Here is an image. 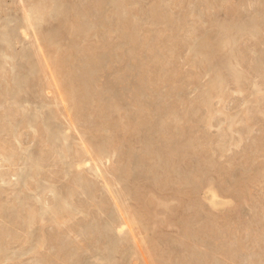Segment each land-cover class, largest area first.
<instances>
[{"label": "rangeland", "instance_id": "1", "mask_svg": "<svg viewBox=\"0 0 264 264\" xmlns=\"http://www.w3.org/2000/svg\"><path fill=\"white\" fill-rule=\"evenodd\" d=\"M117 1L118 2L115 1L116 2L115 3L116 6H115V4L113 5L114 3L113 0L111 1L110 0H87V2H92L90 3V8H89L87 7L89 3H87L86 0H0V33L3 32L2 35L0 34L1 36L0 45L2 44V46L0 47V51H1L0 53L3 54V56H0V64L3 63L1 65L4 69V73L2 74V76H0V89H1L0 90V97H1L0 98V116H1L0 117L1 119L0 120V145H1L0 152H3V153H0V222H1V225L3 226L2 228L0 225V229H2V231L0 230V264H57V263L58 264H67V263L68 264H73V263L74 264H142V263L143 264H161V263L164 264L165 262L167 264H182L183 263L182 258L183 260H185L184 263L189 262L190 264L193 261H195L194 262L195 264L196 262L197 264H200L199 262L202 263L203 261H204L203 264H206V263L207 264H210V263L212 264H252V263L264 264V250L262 248L264 247V242H263L264 241V73H263L264 72V47H263L264 46V0H224V1L223 0H179V1L175 0L176 2L174 0H168L170 3L167 0H123V1L117 0ZM37 2H45L46 4L49 3L50 5H53L51 6V10L52 8L53 10L48 11L47 12L48 16H46L47 19L49 17L50 18L47 20L48 22L45 21L46 20L45 19L44 20L45 23L43 21V23L41 24H36V25H33L31 28L30 27L27 28L24 25L23 17L25 15H31L32 13L31 8L33 7L34 3H37ZM120 2L121 3L124 2V3H122L123 5L121 4L122 7L119 6V8H117L118 12L121 10L120 13H116V7H118L117 4L120 5ZM212 2L215 5L212 4ZM82 3H83V8L81 7ZM93 3H95L94 5H96L97 7L94 6ZM108 3L111 6H108ZM164 3L165 5H163ZM158 4H160V6ZM84 5L86 6V8L84 7ZM99 6H101L104 11ZM131 6H133L132 7L133 11L132 10L130 11ZM93 7H95L96 9L101 8V10H99L100 12L98 10H97L98 12L97 11L93 12L96 10V9L92 10ZM165 7L166 8L168 7V8L166 9ZM65 8L71 9V10H68V9L67 10L71 11V13L74 12L73 13L74 17L76 14L75 20H77L78 25H79V22L81 23V25L78 26V30H77L78 33H81L82 35H84V33L89 28L87 27L88 25L86 26L87 23H90L89 26L91 27V29L89 28L88 29L89 31L85 33L87 36L85 35L82 36L81 34H79L81 37L79 40L78 39L74 40L75 41L74 47H72L73 46L72 43L69 44L70 41L73 42L74 37L73 35L68 37V35L73 33L74 30L76 29L75 28L70 29L71 27L69 26V29L71 30L70 31L68 27H66L67 25L66 26L64 25V24H68V22L65 23L66 21H68V19L64 20L62 17V13L63 11H65ZM77 8L79 9L82 8L81 9L82 11L80 10V12H83V13L85 9L86 10L87 8L89 10L91 9L90 12L86 11L88 13L87 15L90 17L87 16L88 18H86V15H85V18H84V14L82 13L83 14L82 15L80 13L83 16L81 18L80 14L77 13L79 11ZM229 10L231 12H229ZM91 12L94 14H92ZM98 13H101V15H98ZM104 14L106 15L108 19L105 17ZM165 14L168 16H166ZM77 15H79L80 18H78ZM259 16L260 17L262 16V17L260 18ZM102 17L103 19H101ZM120 17H122V19ZM83 18L86 19V21H82ZM130 18H132V20ZM104 19L108 21L105 22ZM123 19L125 20V22H123L124 24L130 20L132 21V22L130 21L129 25L127 23L128 30L126 32L129 35L125 36L126 39L125 37H120L118 33L122 31V30L120 31V27L122 26L123 23L121 24L120 27H117L114 22L118 20L121 23V21H124ZM160 19L162 20V23H160ZM164 20L166 21L164 22ZM59 21L61 22L59 23ZM98 21H100L101 23ZM146 21L147 22L149 21L148 24L146 23ZM104 22H105V25L103 24ZM112 22L114 24H112ZM108 23L116 26V31L114 33L113 32L109 33L107 32V30H105L104 26H108V25L110 26V24ZM60 24L61 25L63 24V25L61 26ZM254 24H256V28L253 26ZM145 26H148L149 28L147 27V29H145L146 28ZM216 26L217 28L219 27L220 29L219 28L216 29ZM52 27L53 29L55 27L57 30L54 29L53 31H51L50 29H52ZM60 27H62V30H60L61 29ZM1 28L3 29V31H1L2 30ZM82 28H84V30H82ZM102 28L104 29V31ZM8 29L12 31L14 34L12 35V33L8 31ZM64 30H66V32H64ZM67 30H69L70 33ZM220 30H222L221 33H220ZM5 31H7V33L9 32L10 33L7 34ZM42 31H44L45 33L49 32L48 35H50V37L51 35L53 37L54 35L58 34L61 31H63V33L66 34L65 36L59 37L60 35H62L61 34L62 32H61L59 33V36H54L52 38L54 39L55 37L57 38L59 37L60 40L57 39V42L58 44L60 43L61 45L60 49H57V48L55 49L54 46L52 47L54 49V51L53 49L51 51V53H53L51 54L52 59L55 58L54 56L58 58L59 56L62 55L60 53H63L65 56V58L64 56L63 58L67 60L68 64L72 62V64L70 63L69 65H71L73 68L69 66V69L71 71L72 76L74 77L73 78L71 76V80L73 78V81H75L73 83L75 85L74 89L76 88L77 90V91L74 90L76 93H80L79 91H81V88H82V90L85 89L86 91H90L92 94H94L93 99L95 102L107 103L113 99L115 101H119V104L121 103V109L124 108V110L122 109L124 112L121 110V113H119V115L121 114L122 117L123 115L125 117V115L129 113V116L130 114H132L130 116L131 121H132V118H134L133 122L135 123L138 120L136 124L132 122L135 128H133L131 135L130 134L124 135L121 133V131H118L117 129V131L119 132L118 133L116 132L115 127L111 128V126H114L113 120L115 119V117L117 118V115H118V113L114 114L113 111L112 113L107 112L108 117L112 118V122L105 121L104 123L102 122L101 124H99L97 121L94 122L93 120L91 121V123L94 122L95 124L93 123L91 125L90 123H87L85 121L89 117L91 119L93 115L88 116L86 115L87 114L86 112H85L86 116L84 115V117L86 118H82L81 121L74 120V113H73V110H71L72 109L71 102H67L69 100L65 98L66 95L64 96L65 92H63V88L61 89V86H62L61 83L63 79L60 78L58 74H55V76H53L54 78L51 75V67H52L51 62H50L51 58L49 56L48 57L46 56L48 59L50 58V61H49L47 58L41 57V61H43V64H46V65L45 66L43 65L44 70L40 71L38 68L39 64H37L38 62L36 59L37 57H34V52H37L36 48L40 50V54H45L43 53L45 52V49H43L44 51L40 49V47L44 48L43 46H41L42 43H40L39 39L36 40L39 34L42 33ZM215 31L216 32L218 31V33H216ZM222 33H224V35H222ZM4 34L6 35L11 34V36L10 38H8V36L6 37ZM147 34L149 36H147ZM218 34L220 35L218 36ZM79 35L77 36L78 38H79ZM120 35L122 36V34ZM136 35L138 37H136ZM154 35L155 36L157 35V37H155ZM143 36L148 37L147 38L148 41H146L147 39H145ZM219 37H222V39L224 38L226 41L224 39L222 40ZM218 38L221 39L222 41L221 40L219 41ZM144 41L148 43L146 44ZM4 42H6V44ZM32 42L35 43L33 47H36V46L37 47L36 48H33V47L26 48L28 47V45L29 47L32 46ZM134 42H137V44ZM154 42L156 43L155 45H154ZM38 43L41 45H39ZM143 43H145L146 45ZM77 44L79 47L75 46ZM127 44H128V47L130 46L129 48L125 46ZM168 44L170 47H168ZM216 45H218V47ZM3 46L4 48H2ZM63 46H64V49H63ZM150 46H151L152 51L151 49L150 50L147 49V48H150ZM212 47L214 48L213 51L211 49ZM25 48L26 50L30 49L29 51H32V52H29L30 53V54L28 53L29 55L25 54L28 52V51L25 52ZM153 48L155 49L154 51H153ZM206 49H210V52L209 50L207 51ZM218 49L220 52L223 50V52L219 53ZM130 51L131 52L133 51V52L132 54L129 55V53H131ZM148 51L150 53L153 52V54H150ZM211 51L213 55L209 56ZM214 51H217V52L215 53ZM22 52L24 54H21ZM250 52L252 53V55ZM204 53H207L208 55L207 54H206L207 56L203 55ZM258 54H260L261 56L260 55L258 56ZM30 55L31 56L33 55L34 58L31 57ZM78 55H80V57ZM150 55L151 57L149 58ZM15 56L17 57L20 56L18 57L19 60ZM27 56L31 57L30 58L31 60H29V57H28L29 62L26 61ZM21 57L23 58V61ZM227 57H228V60L226 59ZM1 58H3V61L1 60ZM32 58L33 60L35 59L34 64H33ZM113 58L116 59V63ZM229 58L231 59V61ZM112 59H113V62L111 61ZM224 60H227V61H224ZM219 61L220 62L224 61V62L223 64L220 65ZM84 62H86V64ZM215 62L218 63L219 65L218 64L216 65ZM228 62H230L231 64ZM4 63L5 64L7 63V64L5 65ZM12 63H13V66L18 64L17 65L18 69L16 68V66L13 67ZM153 63H156V65ZM21 64L24 66L23 67L24 69H22V71H21V66H22ZM210 64L212 65L214 64V65L212 66ZM89 65H91L93 69H90L91 67ZM101 65H102L101 67L102 69L100 68ZM81 67L82 68L86 67L84 68L86 70L81 71L82 69ZM215 67H222V69L220 70V68H215ZM251 67L254 69H252ZM31 68H32V72H31ZM74 68H75V72L73 70ZM5 69L7 70L5 71ZM25 69L27 71H25ZM87 69H89V71ZM105 69L108 70L109 72H107ZM215 69L220 70V72L219 70H216L218 71L217 73L219 74V76L218 74L215 75V72H216ZM213 71L214 73H212ZM19 72L20 74H18ZM43 72L49 75L48 76L49 78L46 77L45 79L51 80L52 82L51 89L53 90V93L51 89H48V85H45L47 81L43 79L44 78ZM98 72L99 73L103 72L101 73L102 76L100 74V77H99ZM14 74L15 76H18V78L15 77ZM93 74L96 75L95 79H93L94 77L91 76ZM89 75L91 76V78L89 77ZM117 75L121 76L119 77L120 80H118L119 78L116 77ZM84 76L86 77L88 76L89 79L86 78L87 82H84L85 81ZM58 77L59 79H57ZM13 78H15V81L13 80ZM102 78L104 79L102 80ZM114 78H116L117 80L116 79L114 80ZM33 79H34V82H33L34 85L33 86L31 85L32 86L31 87L30 84L32 82L30 83V81L31 80L33 81ZM98 79H99V83L97 81ZM129 79L131 80L128 81ZM16 80H18V82H16ZM76 80H79L80 83L79 81H76ZM82 80H84L83 81L84 83H88L90 80L91 82H89L88 84H91V85L86 87L88 85L86 84V86H84L85 84L83 85ZM216 80L221 81L223 83V85L221 83L222 87L221 85L220 86L216 85L218 82ZM92 82H94L93 85H92ZM127 82L128 84H131V85L128 86ZM15 83L18 84L17 85L18 88L16 86H13V84ZM6 84L7 85L9 84V87ZM19 85L22 87L23 90L21 89ZM97 85L98 87L94 88V86H97ZM123 86L125 88V91H123L124 90ZM28 87L29 89L31 88L32 90H29L28 93L21 92V90L26 92L24 88H28ZM100 87H103L105 89L103 91H107V92L105 93L103 91L98 92V89ZM112 87H114V90L112 89ZM126 87H127V92H126ZM40 88L43 91L41 90L39 91L38 89ZM103 88H100V89H103ZM130 88H133V91ZM18 89H21V90L18 91ZM128 91L130 92V94ZM40 92H42L43 94ZM106 93H108L107 95L109 96H106V95L104 96V94ZM135 93H138L139 96ZM15 94L16 96L19 95L16 97L18 100L21 95L19 101L24 100L23 101L24 104L23 102H21V104L20 102H18L19 104L15 102ZM33 94H37V95L34 96ZM22 95H24L25 97L28 96L30 99L29 98L26 99ZM50 95L54 97L52 98ZM62 95H63V98H62ZM99 95L102 96V98H100ZM116 95H118V97ZM115 96L116 98H118L117 100L116 98H114ZM137 96L140 98H138ZM131 97L135 99L136 102L140 101V103H142L143 106L150 109L149 111H147L148 113L146 112L147 114H145L147 117L144 116L145 118L144 117L139 118L140 116L139 117L137 116V112H136L137 110H134V113H130L133 110H131L132 109L131 107L130 109H128L129 106L126 105L125 102L127 101V103H129L128 100H130L131 101L130 103H132L134 100H132ZM136 97L140 100H137ZM105 98H107L108 101ZM25 100L27 101L25 102ZM61 102H63V105ZM11 103L13 105H11ZM34 103L35 104L37 103V104L35 105ZM155 106H158V107L156 108ZM43 107H46L48 109L43 108ZM49 109H50V112L48 111ZM154 109L156 110L154 111ZM54 112H57V113H54ZM87 112L89 113V111ZM149 114L151 116L149 117V120H148ZM32 115L33 117H35L34 119H32L33 118ZM174 115H177V116H175L174 118ZM169 117H171V119ZM21 118L24 120H22ZM44 118L45 119L47 118V119L45 120ZM36 119H38V122L36 121ZM135 119L136 121H134ZM141 119L142 120L147 119L148 120V122L146 120L147 124L145 123V120L144 122L142 121L143 124L141 123V121L139 122V120ZM6 120L7 121L9 120L8 121L9 123L11 122L10 126H9V123L6 122ZM31 121L33 122L35 121L36 125ZM71 121H73V123H71ZM164 121L167 123H165ZM169 121L171 125L169 124ZM18 123H22L23 125L19 124V127H18L17 125ZM160 124H162L163 125L162 127L164 128H161ZM33 125L36 126V129H33L32 127ZM49 125L50 127H48ZM167 125L169 127H167ZM98 127L101 129L99 132V135L98 133H96V135H93L91 133L94 131L93 128H98ZM136 129H138V131ZM169 129L171 131H169ZM16 132L19 134H17ZM42 132L44 134H42ZM179 132L180 133L182 132V133L180 134ZM133 133L136 135L134 136ZM171 133H174V135ZM175 133L177 134L178 137L176 136ZM117 134H119L120 137ZM38 135L40 136L39 137L40 140H37ZM46 135L48 136L45 137ZM260 136L262 137L260 138ZM86 138H88V140ZM50 139L54 141L51 142ZM97 140H99L100 142H104L107 145L108 148H106L104 153L95 154L96 152L94 150V147L91 145V143H96ZM48 141H49V144H48ZM158 143L159 144L161 143V144L158 145ZM8 144L9 145L11 144V147L8 146ZM43 144L45 145L44 148H43ZM58 144H60L59 147H56L58 146ZM162 144H165V145L163 146ZM175 144H180L181 146L178 145L177 147L178 148L183 147V148H180L179 150H177L176 149L177 147ZM85 145L89 149H85L87 148ZM149 145H152V146L149 147ZM160 146L165 147L167 151L168 150L172 151V154L170 152L168 153L169 159L167 158L168 162L166 163L163 162L164 158H162L163 156L161 155L160 156L157 155L158 158L152 155V153L150 154L152 158L150 155L149 156L147 155V153L148 154L150 153L149 151H151V148H153V150H156L160 148ZM46 147L50 149H46ZM37 148L39 149L38 151H36ZM62 148L69 149L70 151L71 150L76 151L78 149L77 150L78 158L80 159L82 158L81 162L80 160L76 161L75 159H72V161L68 159V161L66 162L65 159H62L60 152H58ZM169 148H171V150ZM81 149L83 150L81 151ZM182 149L187 150V152L184 150L182 151ZM41 150H44V152H42ZM51 150L54 153L51 152ZM27 151L30 152L29 153L30 155H28L29 158L32 156V154L34 155L35 153L38 152L35 155V159L38 160L36 156L40 155L41 159H39V164H40V161H42L41 163L43 164L46 163V164H44L43 166L40 165L42 167H40L39 164L30 165V163L32 164L31 160H29L30 163L27 162L26 158L24 160V155H25L24 153ZM86 151L88 152L90 156L84 153ZM121 151L122 153L123 151L125 153L122 154ZM249 151H251L252 153H250ZM6 152H8L9 154L11 153V155H9ZM178 152L179 154H177ZM82 153L86 155H81ZM17 154L20 157L19 159H17ZM11 156H13V159H11ZM125 157L128 158V161L126 159V162H129V163H126L123 160L125 159ZM155 157H156V160H154ZM140 158L142 159V161ZM119 159H122V160H119ZM159 159H162L161 161L164 164L158 161ZM144 161H145V164H144ZM9 162L13 164L10 165ZM14 164H17V165H14ZM124 164H127L128 166L127 170H130L131 173L127 172L126 166ZM147 164H148V167H145L144 165H147ZM134 165L137 166L138 168H136ZM150 165L154 166L155 170L152 169V166L150 168ZM165 165H168L169 170H171L170 172L171 179L169 176L170 174L167 173V171H165L164 169ZM118 166L119 167L123 166L124 168L120 169L121 167L119 168ZM132 166L136 168L135 169L136 171L138 169L141 172L140 174L142 175H139V171L138 172L134 171L135 174H133L132 176V172H133L132 170L134 169ZM171 166L172 167L174 166L173 168L176 169L175 172ZM13 167L16 170L14 169H13L14 171L10 170ZM36 167L37 168L40 167V168L36 169ZM140 167L142 168L139 169ZM43 168H46V169L44 170ZM116 168H119V171H118L119 175L122 172L124 173L119 176L118 172L115 171ZM161 168H163L162 170H164L167 173L166 175L169 176L170 180L167 178L165 181L164 177L162 178L161 176L160 177L164 179L165 182L164 181L162 182V179H158L159 177L156 179L159 173L158 170H160V173H161ZM34 169H36V171ZM148 169L150 170L151 173L154 171V174L152 173L153 177H152V174L147 172ZM33 170L35 172H33ZM56 170L59 173H57ZM49 171H51V173L53 172L52 176ZM40 172L43 176L40 175ZM176 172L178 173L177 174L178 176L181 175L178 179L175 178ZM182 172H186V174H188L189 176L185 175ZM32 173L34 174L39 173L36 176L37 177L36 179H35V175L33 174L34 175L33 176ZM77 173L78 175H76ZM127 173L128 175L126 176ZM172 173H175V175L172 176ZM57 174L59 176H57ZM124 175L126 176L127 179L124 177ZM137 175L139 176L140 179L137 178L139 181L138 182L136 181L134 183V181L137 180L136 179ZM154 175H157L155 177V182L157 180H160L159 184L161 185L158 186L157 185L158 183H155V182L154 184L152 183L151 178H154ZM160 175L163 176L165 174L162 172ZM31 176H33V178ZM88 176H90V178ZM130 176L133 178H131ZM183 176L184 178H181ZM142 177L143 179L147 178L146 180L147 182L149 181L148 182L149 184L147 182L145 184L144 183L145 180L142 182L141 180ZM149 177L151 181L150 179H148ZM188 177L194 178V180H191V181H194L193 184L191 183V181H189ZM179 179L181 182L179 181ZM181 179L183 180L186 179L185 181L190 182L192 185L189 184L188 186V183L187 185H185L186 183L182 182ZM48 180H50L49 183H48ZM91 180L93 181L91 182ZM116 180L122 181L123 184H124V181L127 180V182L124 185L123 184L120 185L121 186L120 188L122 189L124 186L123 188L124 190L123 189L122 190L126 193V194L124 193V195H126L127 197V198L124 197L125 199L124 202L125 203L129 202L128 203L129 206H132L134 204V201H132V198L134 197L132 195L137 192V191L135 192V190H137L136 187L137 188L139 187L138 189H140L141 187V190L143 187H144L143 189H146L148 187L149 190H152V189L153 191L156 190L155 192L157 194H161V195L164 194L165 196L168 197V195L173 194L176 189H177L176 190L177 192L181 191L182 186L183 187L188 186V187H184L185 192L182 189L183 194L185 193L184 194L185 199L183 201L184 202L188 201L187 202L188 205L187 204L185 205V203H183V201L180 199L181 200L180 207H183L185 210L179 208V212L176 213L177 217H174L173 221L171 222V225L167 226L166 228H162V227L156 228L154 231L149 230V229L145 231L143 230L144 228L143 225L139 223L134 222L132 224L130 223L128 224L124 222L125 220H127V214L125 213L124 208L119 206L118 205L119 203H116L118 202L117 199H118V196L120 195L119 193L120 188H118L119 187L118 184H120L121 182L117 183ZM167 180L169 181V183H167L168 182ZM199 180H200V183H199ZM29 181L30 183H32L31 181H33L32 184L35 185L34 189L33 187L30 188L32 184H29ZM195 181L197 183L196 185L194 184ZM203 181L204 182L206 181V182L204 183ZM207 181L211 182L213 184V187L217 191V196H218L217 200L220 202L219 205H215L213 207L208 205V195L209 194L207 192V189H205L206 188L205 185ZM111 182L112 184H110ZM89 183L92 186H90ZM166 183H167L166 185L167 188H164L166 189L164 190L163 187L165 186H163L162 184L165 185ZM170 183H171L172 188L171 187L168 188L170 186ZM181 183H185V184L182 185ZM50 185H53V186H50ZM131 185H133V187ZM26 186L28 187L29 191L27 190ZM154 186L156 187L154 188ZM174 186L176 187L174 188ZM178 186L179 187L181 186V187L179 188ZM129 187L131 188L129 189ZM186 188H187V191H186ZM126 189L127 190L129 189L128 191L129 193L127 192ZM131 190L132 192L130 194ZM189 190H191V192ZM35 194H38V197ZM69 194L72 197L68 196ZM127 194L131 195V197L130 196L128 197ZM39 196L42 197V199L44 200L41 201V198ZM27 197H29V199ZM49 197H50V200L47 199ZM77 197H78V200H77ZM128 198H130L131 200ZM182 199H183V196H182ZM72 200L75 202H73ZM39 201L43 203H40ZM45 201L46 203L49 201L48 202L49 205H47L48 203L46 204ZM58 201L59 203H57ZM51 202H53L52 206L50 204ZM61 202H64V203H61ZM88 202L92 206L88 204ZM190 202L192 205H189ZM44 203L45 205H43ZM54 203H57V204L55 205ZM76 203L78 206L76 205ZM104 203L105 204L107 203V205H105ZM61 204H63L65 208ZM73 204L78 209H75ZM20 206L24 208L25 210H23ZM42 206H46V208L44 207L42 208ZM51 207H54L52 208V210L54 211L51 210ZM118 207H121V208L119 209ZM188 207L189 209H187ZM16 208H18L20 212L17 211ZM68 208L72 210L71 213L69 212ZM100 209L102 210L100 211ZM102 211H104L105 213L104 212L102 213ZM180 213L182 214L179 215ZM30 214L32 217L29 216ZM33 214L35 216H33ZM48 214L51 216H49ZM56 214L58 217L56 216ZM64 214L67 216H65ZM211 214L213 215L214 218L212 217ZM13 215H15V217ZM36 215L39 218L36 217ZM23 216L24 217L26 216V217L24 218ZM207 216H209V218ZM210 216H211V219H210ZM12 217H14V219H12ZM181 217H183V219L184 220L186 219V220L184 221L180 219ZM61 218H62V221H60ZM227 218L228 220H226ZM241 218L244 221H241ZM95 219H98V220H95ZM235 220L236 222H234ZM174 221L175 222L181 221L180 224H182L183 227L181 229L180 228L177 229L176 227H181V226L179 223L176 224ZM226 222L227 224H225ZM184 224L189 229V230L187 229L189 232L187 234L189 235V239H187L188 236L185 238L183 237L184 236L183 235L182 237L186 241L189 240L188 242H186L180 235L181 233L184 234L183 231H181L185 226ZM207 224L213 227V228L210 227L212 231H209L210 228H206ZM57 225L59 226V228L57 227ZM138 225L140 226V228H138L139 227ZM8 226L10 227L9 229L7 228ZM203 226L205 227L203 228ZM84 227H86V229ZM111 227L113 228L111 229ZM201 227H202V230H201ZM214 227L216 228L217 235L216 233H214L215 231ZM61 228H64L66 230L63 231L61 230ZM252 228H254L255 230ZM68 229L69 230L71 229V231H69ZM4 230H7L8 233ZM229 231L230 232L232 231V232L230 233ZM50 233H52L53 235ZM81 233H82V236H81ZM93 235L95 236V238ZM225 235H228V236L224 238ZM242 235L244 237H242ZM103 236L107 237V238L104 237V240H103L105 241L106 239L105 243L107 244H104V242L102 241ZM199 236H202V237H199ZM47 237H50V238H47ZM181 238L187 244H184ZM247 238H249L250 240ZM168 239L169 241L171 240V242H169ZM230 239L231 240L234 239V241L233 240L231 241ZM50 241L51 242L53 241L52 245ZM60 241L62 242L59 243ZM165 242L166 243L169 242V243L165 245L166 244ZM225 242L227 245L230 243L229 245L234 247V251L236 248H239L238 246H240V248L236 249V252L233 254L235 255L234 257L233 255L231 256L229 253L225 255L226 252L224 251L226 249V244L225 246H223ZM119 243H122V244H119ZM238 243L241 245L245 244V246L238 245ZM156 245H158V247H161L162 249L161 248L158 249ZM259 246H260V249H258ZM154 247H156L157 249ZM151 248L154 250H152ZM112 249H114L115 252ZM135 251H137L136 254H134ZM252 252L255 254L254 256ZM255 252L258 254H256ZM162 253H165V254H162ZM203 253L210 254V256L208 257L209 259H207L206 258L207 256H205V254ZM227 255L229 258H226ZM48 257L50 258L47 259ZM172 257H175L174 258L175 260L177 259L176 262H174L175 260ZM210 257H212L213 259ZM203 258L206 260V263ZM57 259L58 260L60 259L61 261H57ZM201 259L202 261H200ZM46 260L48 263L46 262ZM49 260L51 263H49ZM150 260H152V262ZM180 260L181 262H177ZM189 263H186V264H189Z\"/></svg>", "mask_w": 264, "mask_h": 264}, {"label": "bare ground", "instance_id": "2", "mask_svg": "<svg viewBox=\"0 0 264 264\" xmlns=\"http://www.w3.org/2000/svg\"><path fill=\"white\" fill-rule=\"evenodd\" d=\"M110 1H111V0H110ZM115 1L118 2L117 0H113V2H114L113 5L116 3ZM122 1H123V0H122ZM167 1H168V0H167ZM174 1H175V0H174ZM174 1H173V2H174ZM177 1H179V0H177ZM223 1H224V0H223ZM86 2H87V0H86ZM105 2H106V1H105ZM108 2H109V1H108ZM133 2H134V1H133ZM168 2H169V1H168ZM175 2H176V1H175ZM205 2H206V1H205ZM259 2H260V1H259ZM87 3H89V4H88L89 6L87 5V7L90 8V3H92V2H87ZM96 3H97V2H96ZM122 3H124V2H122ZM122 3L120 2V5L117 4L118 7H116V13H120L121 10L119 9L120 11L118 12V11H117V8H119V6H121ZM157 3H158V2H157ZM169 3H170V2H169ZM169 3H168V4H169ZM220 3H221V2H220ZM94 4H95V3H93V5H94ZM97 4H98V3H97ZM151 4H152V3H151ZM173 4H175V3H173ZM173 4H172V5H173ZM177 4H178V3H177ZM212 4H214V3L212 2ZM228 4H229V3H228ZM93 5H91V6H93ZM105 5H106V4H105ZM122 5H123V4H122ZM158 5L160 6V4H158ZM161 5H162V4H161ZM163 5H165V3H164ZM163 5H162V6H163ZM214 5H215V4H214ZM221 5H222V4H221ZM22 6H23V5H22ZM51 6H53V5H50L49 3L46 4L45 2H37V3H34L33 7L31 8V11H32L31 15H33V16H31V15H25V16L23 17V18H24L23 21H24V25H25V27H27V28L30 27V28H31L33 25L43 23V21H44L45 19H46L45 21H47V20L50 18V17H49L48 19L46 18V16H48V15H47V14H48L47 12L51 10ZM94 6H96V5H94ZM103 6H104V5H103ZM108 6H111V5L108 3ZM115 6H116V4H115ZM151 6H152V5H151ZM81 7L83 8V3H82V6H81ZM84 7L86 8L85 5H84ZM96 7H97V6H96ZM99 7H101V6H99ZM104 7H105V6H104ZM112 7H114V6H112ZM121 7H122V6H121ZM124 7H125V5H124ZM132 7H133V6H131V9L129 8L130 11L132 10ZM227 7H228V5H227ZM68 8H69V7H68ZM68 8H65V11H63V13H62V17H63L64 20H65V19H68V21H66V22L64 21L65 23L68 22V24H64L65 26L67 25L66 27H68V29H69V26L71 27L70 29H72V28H75V29H76V30H74V32L72 31L73 33H71L70 35H68V34L70 33V32H69L70 29L67 30V31L69 32V33L67 32V33H68V34H67L68 37H70V36H72V35H73V37H74V39L72 38V39H73V42L70 41L71 39L69 40V41H70L69 44L72 43V44H73L72 47H74V42H75L74 40H77V39L79 40L80 37H81V36L79 35V34H81V33H78V32H77V30H78V26H80L81 23L79 22V25H78L77 20H75L76 14H75V17L73 16V13H74L73 11H74V10L72 11L73 13H71V11H68V10H71V9H68ZM82 8H80V9L77 8V9L79 10L77 13H79V14L81 13V14H82L83 12H80V10H81ZM101 8H102V7H101ZM101 8H97V9H96L95 7H93L92 10H93V9H96L95 11H93V12H96L97 10H98V11L101 10ZM105 8H106V7H105ZM152 8H153V7H152ZM165 8H166V7H165ZM167 8H168V7H167ZM167 8H166V9H167ZM67 9H68V10H67ZM157 9H158V8H157ZM242 9H243V8H242ZM52 10H53V8H52ZM52 10H51V11H52ZM83 10H84V9H83ZM90 10H91V9H90ZM90 10H89L88 8H87V10L85 9V11H84V13H83V14H84V18H85V15H86V18L90 17V16L87 15L88 13L86 12V11L90 12ZM102 10H103V8H102ZM149 10H150V9H149ZM81 11H82V10H81ZM98 11H97V12H98ZM103 11H104V10H103ZM114 11H115V9H114ZM122 11H123V10H122ZM132 11H133V10H132ZM252 11H254V10H252ZM69 12H70V13H69ZM99 12H100V11H99ZM148 12H150V11H148ZM229 12H231V11L229 10ZM91 13H92V12H91ZM101 13H102V11H101ZM101 13H98V15H101ZM104 13H105V12H104ZM131 13H132V12H131ZM155 13H156V12H155ZM258 13H259V12H258ZM258 13H257V14H258ZM71 14H72V15H71ZM81 14H80V17L82 18V17H83V16H82L83 14H82V15H81ZM92 14H94V13H92ZM232 14H233V13H232ZM89 15H90V14H89ZM98 15H97V16H98ZM102 15H103V13H102ZM104 15H105V14H104ZM120 15H121V14H120ZM159 15H160V14H159ZM165 15H166V14H165ZM9 16H10V15H9ZM71 16H72V17H71ZM87 16H88V17H87ZM91 16H92V15H91ZM128 16H129V15H128ZM166 16H168V15H166ZM246 16H247V15H246ZM70 17H71V18H70ZM73 17H74V18H73ZM77 17L80 18L79 15H77ZM105 17H106V15H105ZM118 17H119V16H118ZM122 17H123V16H122ZM122 17H120V18L122 19ZM161 17H163V16H161ZM259 17H260V16H259ZM261 17H262V16H261ZM261 17H260V18H261ZM78 18H77V19H78ZM84 18H83V19H84ZM93 18H94V16H93ZM97 18H98V17H97ZM106 18H107V17H106ZM123 18H124V17H123ZM230 18H231V17H230ZM60 19H61V18H60ZM60 19H59V20H60ZM83 19H82V21H86V19H84V20H83ZM101 19H103V17H102ZM101 19H100V20H101ZM107 19H108V18H107ZM121 19H120V20H121ZM127 19H128V18H127ZM130 19L132 20V18H130ZM146 19H147V18H146ZM69 20H70V21H69ZM94 20H95V19H94ZM123 20H124V19H123ZM131 20H130V21H131ZM143 20H144V19H143ZM45 21H44V23H45ZM51 21H52V20H51ZM62 21H63V20H62ZM104 21L106 22V21H108V20H105V19H104ZM116 21H117V22H116ZM116 21H114V22H115V24H116L117 27H120L121 24H122L123 22H125V20H124V21H121V23H120L118 20H116ZM130 21H128V22L126 21V22L128 23V25H129ZM158 21H159V20H158ZM165 21H166V20H164V22H165ZM171 21H172V20H171ZM47 22H48V21H47ZM49 22H50V21H49ZM60 22H61V21H59V23H60ZM64 22H63V23H64ZM95 22H96V21H95ZM98 22H100V21H98ZM105 22L103 23L104 25H105ZM110 22H111V21H110ZM131 22H132V21H131ZM139 22H140V21H139ZM148 22H149V21H148ZM148 22L146 21L147 24H148ZM221 22H222V21H221ZM59 23H58V25H59ZM85 23H87V22H85ZM100 23H101V22H100ZM117 23H118V24L120 23V24L118 25ZM127 23H125V24L123 23V24H122V26H121L122 29H121V27H120V31L122 30L121 32H118L120 37H125V36L129 35V34L126 32V31L128 30V29H127V27H128ZM133 23H134V22H133ZM144 23H145V22H144ZM150 23H151V22H150ZM160 23H162V20H161V19H160ZM166 23H167V22H166ZM168 23H169V22H168ZM212 23H213V22H212ZM17 24H18V23H17ZM89 24H90V23H87L86 26L88 25L87 27H89V28L91 29V27L89 26ZM92 24H93V23H92ZM92 24H91V25H92ZM108 24H110V23H108ZM112 24H114V23L112 22ZM138 24H139V23H138ZM221 24H222V23H221ZM246 24H247V23H246ZM58 25H57V26H58ZM60 25H61V24H60ZM62 25H63V24H62ZM62 25H61V26H62ZM126 25H127V26H126ZM133 25H134V24H133ZM230 25H231V24H230ZM42 26H43V25H42ZM82 26H83V25H82ZM116 26L110 24V26L108 25V26H104V27H105V30H107V32H109V33H112V32H113V33H114V32L116 31ZM143 26H144V25H143ZM218 26H219V24H218ZM253 26L256 28V24H254ZM55 27H56V26H55ZM55 27H54V29H56ZM132 27H134V26H132ZM145 27H146L145 29H147L148 26H145ZM251 27H252V25H251ZM27 28H26V29H27ZM60 28H61L60 30H62V27H60ZM89 28H88V29H89ZM143 28H144V27H143ZM148 28H149V27H148ZM218 28H219V27H218ZM218 28H217V26H216V29H218ZM255 28H254V29H255ZM1 29H2V28H1ZM24 29H25V28H24ZM37 29H38V28H37ZM54 29H53V27H52V29H50V30L53 31ZM65 29H66V28H65ZM88 29H87L86 32L89 31ZM102 29H103V28H102ZM145 29H144V30H145ZM219 29H220V28H219ZM6 30H7V29H6ZM12 30H14V29H12ZM15 30H16V29H15ZM56 30H57V29H56ZM82 30H84V28H82ZM85 30H86V28H85ZM129 30H131V29H129ZM137 30H139V29H137ZM1 31H3V29H2ZM8 31H10V30L8 29ZM70 31H71V30H70ZM103 31H104V29H103ZM145 31H146V30H145ZM221 31H222V30H220V33H221ZM5 32L7 33V31H5ZM5 32H4V33H5ZM10 32L12 33V35L14 34L12 31H10ZM10 32H9V33H10ZM54 32H56V31H54ZM57 32H58V31H57ZM61 32H62V33H61ZM61 32H59V33H61L62 35L59 36V33H58V34L55 33L56 35H54V36L62 37V36H65V35H66L65 33H63V31H61ZM64 32H66V30H64ZM81 32H83V31H81ZM86 32H85V33H86ZM215 32H216V31H215ZM233 32H234V31H233ZM236 32H237V31H236ZM257 32H259V31H257ZM2 33H3V32H2ZM2 33H0V34L2 35ZM9 33H7V34H9ZM85 33H84V35L87 36ZM116 33H117V32H116ZM133 33H134V32H133ZM133 33H132V34H133ZM158 33H159V31H158ZM216 33H218V31H217ZM34 34H35V33H34ZM36 34H38V33H36ZM48 34H49V32L45 33L44 31H42V33H40L39 36H38V38L36 39V40L39 39L40 43H42V45L39 44V43H38V44L44 47V48H41V47L39 46L40 49H41L42 51H44L43 49H45V52H43V53H45V54H40V50H38V48H36L37 46H36V47H33V46L35 45V43H33V42H32V46L29 47V45H28V47H26V48H32V47H33V48H36V49H37V52H34V57H37V58H36L37 61H38L37 64H39V65H38V68H39L40 71H43V70H44V66L46 65V64H43V61H41V57H42V58H47V57L49 56V57L51 58V61H50V58H49V59L47 58V59L51 62V65H52V67H51V75H52V77H53V76H55V74H58L59 77L63 79V80L61 79V80H62V83H61L62 86H61V85H59V86H61V89L63 88V92H65L64 96L66 95L65 98H66L67 100H69V101H67L66 99H65V100H66L67 102H71V108H72L71 110H73V113H74V120H76V121L80 120V121H81L82 118H86V117H84L85 112H86V113H87L86 115H88V116L93 115L92 118H94V119H92V118L90 119V117H89V118H87L86 121H85V122H87V123H90L91 125H92L95 121H97L99 124H101L102 122L104 123L105 121H108V122L111 121V122H112V118L108 117V113H110V112L112 113V111H113L114 114H115V113H116V114L118 113V115H117V118L115 117V119L113 120V121H114V123H113L114 126H111V128H112V127H115V128H116V132L121 131V133L124 134V135H128V134L131 135V132L133 131V128H135V127H134V124H133V123H135V122H133V119H134V118H132V121H131L130 116H131L132 114H130V116H129V113L126 114V112H125V114H126L127 116L125 115V117H124V115H123V117H122L121 114L119 115V113H121V110H122V109L124 110V108L121 109V103L119 104V101H115L114 99L111 100V98H110L111 101H109V102H107V103L95 102L94 99H93V98H94V94H92L90 91H86L85 89L82 90V88H81V91H79L80 93H76V92H75V91H77V90H76V88L74 89V86H75L74 83H73V82H75V81H73V78H74V77L72 76L71 71H70V69H69V66H71V65H69V64H70V63L72 64V62H70V63L68 64L67 60L64 59L65 56H64L63 53H60V54H62V55L59 56L58 58H57L56 56H54L55 58H54V57H53V58H54L55 60L52 59V55H51V54H53V53H51V51H52V49H53L52 47L54 46L55 49H56V48H57V49H60V48H61V45H60V43L58 44V42H57V39H59V37H58V38L55 37L54 39H52L54 36L52 37V35H51V37H50V35H48ZM53 34H54V33H53ZM63 34H64V35H63ZM120 34H122V36H121ZM258 34H259V33H258ZM4 35H5L6 37L8 36V38H10V36H11V34H10V35H6V34H4ZM4 35H3V36H4ZM78 35H79V38L77 37ZM81 35H82V34H81ZM84 35H82V36H84ZM114 35H115V34H114ZM123 35H124V36H123ZM219 35H220V34H218V36H219ZM222 35H224V33H222ZM3 36H2V37H3ZM15 36H16V35H15ZM15 36H14V37H15ZM116 36H117V35H116ZM139 36H140V35H139ZM145 36H146V35H145ZM145 36H143V37H144L145 39H147L148 37H145ZM147 36H149V35L147 34ZM150 36H152V35H150ZM154 36H155V35H154ZM160 36H161V34H160ZM236 36H237V35H236ZM14 37H13V38H14ZM136 37H138V36L136 35ZM143 37H142V39H143ZM155 37H157V35H156ZM158 37H159V36H158ZM171 37H172V36H171ZM213 37H214V36H213ZM241 37H242V35H241ZM0 38H1V36H0ZM131 38H132V37H131ZM133 38H134V37H133ZM216 38H217V37H216ZM219 38L222 39V37H219ZM219 38H218V39H219ZM3 39H4V38H3ZM27 39H28V38H27ZM82 39H83V38H82ZM125 39H126V37H125ZM134 39H135V38H134ZM221 39H219V41H220ZM223 39H224V38H223ZM223 39H222V40H223ZM10 40H11V39H10ZM59 40H60V39H59ZM61 40H62V39H61ZM216 40H217V39H216ZM222 40H221V41H222ZM224 40H225V39H224ZM13 41H15V40H13ZM13 41H12V42H13ZM21 41H22V40H21ZM80 41H81V40H80ZM80 41H79V42H80ZM127 41H128V40H127ZM135 41H136V40H135ZM142 41H143V40H142ZM142 41H141V42H142ZM146 41H148V39H147ZM146 41H144V42L147 44L148 42H146ZM157 41H158V39H157ZM165 41H166V40H165ZM225 41H226V40H225ZM255 41H256V39H255ZM12 42H10V43H12ZM37 42H38V41H37ZM76 42H77V41H76ZM79 42H78V43H79ZM130 42H131V40H130ZM130 42H129V43H130ZM167 42H168V41H167ZM204 42H205V41H204ZM223 42H224V41H223ZM223 42H222V43H223ZM4 43L6 44V42H4ZM132 43H133V42H132ZM134 43L137 44V42H134ZM145 43H143V44H145ZM165 43H166V42H165ZM222 43H221V44H222ZM75 44H76V43H75ZM123 44H124V43H123ZM146 44H145V45H146ZM155 44H156V43L154 42V45H155ZM190 44H191V43H190ZM219 44H220V43H219ZM219 44H218V45H219ZM129 45H130V44H129ZM134 45H135V44H134ZM172 45H173V44H172ZM218 45H216V46L218 47ZM1 46H2V44L0 45V47H1ZM8 46H9V45H8ZM70 46H71V45H70ZM75 46H78V44L75 45ZM125 46L128 47V44L125 45ZM213 46H214V45H213ZM255 46H256V45H255ZM5 47H6V46H5ZM23 47H24V46H23ZM78 47H79V46H78ZM129 47H130V46H129ZM129 47H128V48H129ZM168 47H170L169 44H168ZM217 47H216V48H217ZM263 47H264V46H263ZM2 48H4V46H3ZM26 48H25V52H27V51H28V52L25 53V54L29 55V54H30L29 52H32V51H29L30 49H27V50H26ZM76 48H77V47H76ZM80 48H81V47H80ZM125 48H126V47H125ZM166 48H167V47H166ZM204 48H206V47H204ZM219 48H220V47H219ZM229 48H230V47H229ZM6 49H7V48H6ZM36 49H35V50H36ZM63 49H64V46H63ZM69 49H70V48H69ZM141 49H143V48H141ZM147 49L150 50V49H151V46H150V48H147ZM211 49H212V51H213L214 48L212 47ZM250 49H251V48H250ZM74 50H75V49H74ZM126 50H127V49H126ZM129 50H130V49H129ZM137 50H139V49H137ZM154 50H155V49L153 48V51H154ZM201 50H202V48H201ZM206 50H207V51L209 50V52H210V49H206ZM216 50H217V49H216ZM221 50H222V49H221ZM232 50H233V49H232ZM235 50H236V49H235ZM251 50H252V49H251ZM6 51H7V50H6ZM53 51H54V49H53ZM69 51H70V50H69ZM77 51H79V50H77ZM119 51H120V50H119ZM151 51H152V49H151ZM212 51H211V53H212ZM0 52H1V51H0ZM57 52H58V51H57ZM109 52H110V51H109ZM130 52H131V51H130ZM132 52H133V51H132ZM132 52L129 53V55L132 54ZM137 52H138V51H137ZM148 52H149V51H148ZM201 52H202V51H201ZM214 52L216 53L217 51H214ZM218 52H219V53H222L223 50L220 52L219 49H218ZM232 52H233V51H232ZM18 53H20V52H18ZM18 53H17V54H18ZM28 53H29V54H28ZM58 53H59V52H58ZM69 53H70V52H69ZM110 53H111V52H110ZM116 53H117V52H116ZM141 53H142V52H141ZM144 53H145V52H144ZM149 53H150V52H149ZM149 53H148V54H149ZM211 53L209 54V56L213 55V53H212V54H211ZM250 53H251V52H250ZM14 54H15V53H14ZM17 54H16V55H17ZM21 54H24V53L22 52ZM21 54H20V55H21ZM32 54H33V53H32ZM38 54H40V55H38ZM150 54H153V52L150 53ZM206 54H207V53H204L203 55H206ZM231 54H232V53H231ZM253 54H254V53H253ZM4 55H5V54H4ZM116 55H117V54H116ZM201 55H202V54H201ZM207 55H208V54H207ZM207 55H206V56H207ZM218 55H220V54H218ZM218 55H217V56H218ZM251 55H252V53H251ZM251 55H250V56H251ZM259 55H260V54H258V56H259ZM0 56H3V54L0 53ZM11 56H12V55H11ZM21 56H22V55H21ZM30 56H31V55H30ZM46 56H47V57H46ZM63 56H64V58H63ZM78 56L80 57V55H78ZM78 56H77V57H78ZM217 56H216V57H217ZM221 56H222V55H221ZM253 56H254V55H253ZM253 56H252V57H253ZM260 56H261V55H260ZM15 57H17V56H15ZM18 57H20V56H18ZM18 57H17V58H18ZM28 57H29V56L26 57V58H27L26 61H28ZM31 57H33V55H32ZM31 57H29V60H31V59H30ZM34 57H33V58H34ZM75 57H76V56H75ZM131 57H132V56H131ZM150 57H151V55L149 56V58H150ZM204 57H205V56H204ZM218 57H219V56H218ZM17 58H16V59H17ZM24 58H25V57H24ZM33 58H32V60H33ZM56 58H57V59H56ZM109 58H110V57H109ZM132 58H133V57H132ZM207 58H208V57H207ZM224 58H225V57H224ZM236 58H237V56H236ZM250 58H251V57H250ZM257 58H258V57H257ZM13 59H14V58H13ZM21 59H22V61H23V58H22V57H21ZM113 59H114V58H113ZM113 59L111 60L112 62H113ZM151 59H152V58H151ZM209 59H210V58H209ZM226 59L228 60V57H227ZM229 59H230V58H229ZM234 59H235V58H234ZM1 60L3 61V58H1ZM18 60H19V58H18ZM34 60H35V59H34ZM34 60H33V64H34ZM44 60H45V59H44ZM114 60H115V63H116V59H114ZM132 60H133V59H132ZM227 60H224V61H227ZM252 60H253V59H252ZM5 61H6V60H5ZM14 61H15V60H14ZM14 61H13V62H14ZM49 61H48V62H49ZM84 61H85V60H84ZM133 61H134V60H133ZM217 61H218V60H217ZM224 61H222V62L219 61L220 65L223 64ZM230 61H231V59H230ZM20 62H21V61H20ZM28 62H29V61H28ZM28 62H27V63H28ZM41 62H42V63H41ZM48 62H47V63H48ZM91 62H92V61H91ZM98 62H99V61H98ZM236 62H237V61H236ZM14 63H15V62H14ZM84 63L86 64V62H84ZM108 63H109V62H108ZM133 63H134V62H133ZM149 63H150V62H149ZM228 63H230V62H228ZM1 64H3V63H1ZM1 64H0V76H2V74L4 73V69H3V67H2ZM4 64H5V63H4ZM6 64H7V63H6ZM6 64H5V65H6ZM30 64H31V63H30ZM37 64H36V65H37ZM85 64H84V66H85ZM89 64H90V63H89ZM95 64H96V63H95ZM98 64H99V63H98ZM147 64H148V62H147ZM153 64L156 65V63H153ZM162 64H163V63H162ZM215 64L217 65L218 63L215 62ZM230 64H231V63H230ZM235 64H236V63H235ZM17 65H18V64H17ZM17 65H14V66H16V68H17V67H18ZM21 65H22V64H21ZM27 65H28V64H27ZM43 65H44V66H43ZM51 65H50V66H51ZM96 65H97V64H96ZM106 65H108V64H106ZM150 65H151V64H150ZM210 65H212V64H210ZM213 65H214V64H213ZM213 65H212V66H213ZM218 65H219V64H218ZM224 65H225V64H224ZM237 65H238V64H237ZM12 66H13V63H12ZM14 66H13V67H14ZM87 66H88V65H87ZM87 66H86V67H87ZM89 66L91 67V65H89ZM115 66H116V65H115ZM222 66H223V65H222ZM23 67H24V66L22 65V66H21V71H22V69H24ZM25 67H26V65H25ZM71 67H72V66H71ZM86 67H83V68L81 67V68H82L81 71H82V70H83V71L86 70V69H84V68H86ZM101 67H102V65L100 66V68H101ZM103 67H104V66H103ZM111 67H112V66H111ZM165 67H166V66H165ZM204 67H205V66H204ZM210 67H211V66H210ZM236 67H237V66H236ZM252 67H253V66H252ZM252 67H251V68H252ZM257 67H258V66H257ZM19 68H20V66H19ZM72 68H73V67H72ZM105 68H107V67H105ZM213 68H214V67H213ZM213 68H212V69H213ZM215 68H220V70L222 69V67H215ZM255 68H256V66H255ZM17 69H18V68H17ZM90 69H93V68L91 67ZM101 69H102V68H101ZM164 69H165V68H164ZM212 69H211V71H212ZM252 69H254V68H252ZM6 70H7V69H5V71H6ZM13 70H15V69H13ZM19 70H20V69H19ZM73 70H74V72H75V68H74ZM87 70L89 71V69H87ZM105 70H106V69H105ZM105 70H104V71H105ZM109 70H110V69H109ZM161 70H162V69H161ZM216 70H219V69H215V71H216ZM220 70H219V72H220ZM25 71H27V70L25 69ZM29 71H30V70H29ZM33 71H34V70H33ZM35 71H36V70H35ZM47 71H48V70H47ZM81 71H80V72H81ZM106 71L109 72L108 70H106ZM222 71H223V70H222ZM222 71H221V72H222ZM238 71H239V70H238ZM17 72H18V70H17ZM31 72H32V68H31ZM36 72H37V71H36ZM74 72H73V73H74ZM99 72H100V71H99ZM99 72H98V73H99ZM131 72H132V71H131ZM217 72H218V71L215 72V75L218 74ZM13 73H15V72H13ZM48 73H49V72H48ZM96 73H97V72H96ZM101 73H103V72H101ZM101 73L98 74L99 77H100V74H101ZM104 73H106V72H104ZM212 73H214V71H213ZM260 73H261V72H260ZM263 73H264V72H263ZM18 74H20V72H19ZM18 74H17V75H18ZM46 74H47V73H46ZM46 74H45V72H43V77H44L43 79H45L46 77L49 78V77H48L49 75L47 74V76H46ZM84 74H85V73H84ZM88 74H89V73H88ZM94 74H95V73H94ZM94 74L91 75L92 77H94L93 79H95V76H96V75H94ZM221 74H222V73H221ZM81 75H82V74H81ZM81 75H79V76H81ZM103 75H104V74H103ZM109 75H110V74H109ZM109 75H108V76H109ZM237 75H238V74H237ZM242 75H243V74H242ZM14 76H15V74H14ZM71 76L73 77L72 80H71ZM91 76L89 75L90 78H91ZM101 76H102V74H101ZM105 76H106V75H105ZM130 76H131V75H130ZM218 76H219V74H218ZM15 77L18 78V76H15ZM50 77H51V76H50ZM59 77H58L57 79H59ZM82 77H83V76H82ZM84 77H85V79H84L85 81L82 80V82H83V81H84V82H87L86 80L89 79L88 76H87V77L84 76ZM113 77H114V76H113ZM116 77L119 78V77H121V76H118V75H117ZM216 77H217V76H216ZM216 77H215V79H216ZM233 77H234V75H233ZM235 77H236V76H235ZM237 77H238V76H237ZM22 78H23V77H22ZM39 78H40V77H39ZM53 78H54V77H53ZM55 78H56V77H55ZM86 78H87V79H86ZM110 78H111V77H110ZM219 78H220V77H219ZM224 78H225V77H224ZM19 79H20V78H19ZM25 79H27V78H25ZM37 79H38V78H37ZM99 79H101V78H99ZM99 79L97 80L98 83H99ZM103 79H104V78H102V80H103ZM115 79H116V78H114V80H115ZM134 79H135V78H134ZM242 79H243V78H242ZM13 80L15 81V78H13ZM45 80L47 81L45 85H48V89H51V88H52V87H51V85H52L51 80H48V79H45ZM45 80H44V81H45ZM116 80H117V79H116ZM118 80H120V78H119ZM130 80H131V79H129L128 81H130ZM211 80H212V79H211ZM49 81H50L51 84L49 83ZM76 81H79V80H76ZM94 81H95V80H94ZM122 81H123V80H122ZM136 81H137V79H136ZM213 81H214V80H213ZM216 81H218V80H216ZM216 81H215V82H216ZM16 82H18V80H16ZM31 82L33 83V82H34V79H33V81L31 80L30 83H31ZM82 82H81V83H82ZM84 82H83V85L85 84L84 86H86V84H88V83L91 82V81L89 80L88 83H84ZM114 82H115V81H114ZM32 83L30 84V86H31V85L33 86V85H34V83H33V84H32ZM38 83H39V82H38ZM44 83H45V82H44ZM79 83H80V81H79ZM102 83H103V82H102ZM131 83H132V82H131ZM133 83H135V82H133ZM221 83H222L221 81H218L216 85H217V86H218V85L220 86ZM224 83H225V82H224ZM15 84H16V83H15ZM15 84H13V86H16V87H17L18 84H16V85H15ZM22 84H23V83H22ZM93 84H94V82H92V85H93ZM127 84H128V82H127ZM127 84H126V85H127ZM6 85H7V84H6ZM38 85H39V84H38ZM45 85H44V86H45ZM78 85H80V84H78ZM90 85H91V84H88L86 87H88V86H90ZM104 85H105V84H104ZM123 85H124V84H123ZM129 85H131V84H128V86H129ZM135 85H136V84H135ZM135 85H133V86H135ZM222 85H223V83H222ZM222 85H221V87H222ZM7 86L9 87V84H8ZM19 86H20V85H19ZM32 86H31V87H32ZM36 86H37V85H36ZM49 86H50V88H49ZM59 86H58V87H59ZM76 86H77V85H76ZM80 86H82V85H80ZM16 87H15V88H16ZM20 87H21V86H20ZM20 87H19V88H20ZM26 87H27V86H26ZM34 87H35V86H34ZM95 87L97 88L98 85H97V86H94V88H95ZM106 87H107V86H106ZM3 88H4V87H3ZM15 88H14V89H15ZM17 88H18V87H17ZM38 88H39V87H38ZM77 88H78V87H77ZM90 88H91V87H90ZM90 88H88V89H90ZM100 88H103V87H100ZM100 88L98 89V92H102L103 90H105L104 88H103V89H100ZM107 88H108V87H107ZM109 88H110V87H109ZM123 88H124V86H123ZM123 88H122V89H123ZM216 88H217V87H216ZM21 89H22V87H21ZM21 89H18V91L21 90ZM26 89H27V90H26ZM34 89H35V88H34ZM59 89H60V88H59ZM79 89H80V88H79ZM112 89L114 90V87H112ZM130 89H132V91H133V88H130ZM0 90H1V89H0ZM22 90H23V89H22ZM22 90H21L22 93H28V91H29V90H32V89H31V88L29 89V87H28V88H24V90H25L26 92H24V91H22ZM38 90L40 91L41 88L38 89ZM46 90H47V89H46ZM74 90H75V91H74ZM100 90H101V91H100ZM41 91H43V90H41ZM49 91H50V90H49ZM51 91H52V93H53V90H52V89H51ZM115 91H116V90H115ZM115 91H114V92H115ZM117 91H118V90H117ZM123 91H125V88H124ZM129 91H131V90H129ZM129 91H128V92H129ZM134 91H135V90H134ZM21 92H20V93H21ZM57 92H58V91H57ZM103 92L105 93V92H107V91H103ZM110 92H111V91H110ZM126 92H127V87H126ZM20 93H19V94H20ZM34 93H35V92H34ZM36 93H37V92H36ZM40 93H42V92H40ZM16 94H17V93H16ZM16 94H15V102H17V104H19L18 102H20V104H21V102H23L24 100H23V101H19L21 95H20L19 100H18L16 97L19 96V95L16 96ZM42 94H43V93H42ZM42 94H41V95H42ZM49 94H50V93H49ZM49 94H48V95H49ZM54 94H55V93H54ZM100 94H102V93H100ZM107 94H108V93L104 94V96H105V95H106V96H109V95H107ZM111 94H112V93H111ZM129 94H130V92H129ZM131 94H132V92H131ZM135 94L138 95V93H135ZM33 95L35 96V95H37V94H33ZM55 95H56V94H55ZM1 96H2V95H1ZM22 96L25 97L24 95H22ZM30 96H31V95H30ZM39 96H40V95H39ZM45 96H46V95H45ZM50 96H51V95H50ZM96 96H98V95H96ZM99 96H100V95H99ZM111 96H112V95H111ZM116 96L118 97V95H116ZM116 96H115L114 98H116ZM126 96H127V95H126ZM130 96H131V95H130ZM138 96H139V95H138ZM138 96H137V97H138ZM3 97H4V96H3ZM3 97H2V98H3ZM6 97H7V96H6ZM8 97H9V96H8ZM47 97H48V96H47ZM47 97H46V98H47ZM51 97H52V96H51ZM51 97H50V98H51ZM53 97H54V96H53ZM53 97H52V98H53ZM132 97H133V96H132ZM132 97H131V99L134 100L135 102L133 101L132 103H130V102H131L130 100H128L129 103H127V101L125 102L126 105L129 106L128 109H130V107H131V108H132L131 110H133V111H131L130 113H134V110H137V111H136V112H137V116H138V117L140 116L139 118H143L144 116H146L145 114H147V113H148L147 111H149L150 109H148V108H146L145 106H143V104L140 103V101H139V102H136V100L133 99ZM137 97H136V98H137ZM0 98H1V97H0ZM25 98L27 99V98H29V97L26 96ZM50 98H49V99H50ZM62 98H63V95H62ZM62 98H61V100H62ZM100 98H102V96H100ZM138 98H140V97H138ZM138 98H137V100H140V99H138ZM12 99H13V98H12ZM16 99H17V100H16ZM22 99H23V98H22ZM29 99H30V98H29ZM37 99H39V98H37ZM44 99H45V98H44ZM105 99L107 100V98H105ZM105 99H104V100H105ZM117 99H118V98H116V100H117ZM126 99H128V98H126ZM129 99H130V98H129ZM31 100H32V98H31ZM58 100H59V98H58ZM124 100H125V99H124ZM141 100H142V99H141ZM261 100H262V99H261ZM1 101H2V99H1ZM5 101H7V100H5ZM26 101H27V100H25V102H26ZM36 101H37V100H36ZM45 101H47V100H45ZM63 101H64V100H63ZM107 101H108V100H107ZM28 102H30V101H28ZM56 102H57V101H56ZM64 102H65V101H64ZM105 102H106V101H105ZM46 103H47V102H46ZM54 103H55V102H54ZM57 103H58V102H57ZM61 103H62V105H63V102H61ZM23 104H24V102H23ZM34 104H35V103H34ZM36 104H37V103H36ZM36 104H35V105H36ZM9 105H10V104H9ZM11 105H13V104L11 103ZM56 105H57V104H56ZM62 105H61V106H62ZM7 106H8V105H7ZM67 106H68V105H67ZM69 106H70V105H69ZM124 106H125V105H124ZM124 106H123V107H124ZM25 107H26V105H25ZM31 107H32V106H31ZM65 107H66V105H65ZM133 107H134V109H133ZM155 107L157 108L158 106H155ZM10 108H12V107H10ZM14 108H15V107H14ZM17 108H18V107H17ZM43 108H46V107H43ZM125 108H126V107H125ZM161 108H162V107H161ZM18 109H19V108H18ZM46 109H48V108H46ZM86 109H87V111H89V113L86 111ZM126 109H127V108H126ZM128 109H127V110H128ZM151 109H152V108H151ZM255 109H256V108H255ZM19 110H20V109H19ZM123 110H122V111H123ZM127 110H125V111H127ZM155 110H156V109H154V111H155ZM8 111H9V110H8ZM10 111H11V110H10ZM12 111H13V110H12ZM27 111H28V110H27ZM48 111L50 112V109H49ZM128 111H129V110H128ZM253 111H254V110H253ZM256 111H257V110H256ZM256 111H255V112H256ZM23 112H24V111H23ZM28 112H29V111H28ZM35 112H36V111H35ZM49 112H48V113H49ZM69 112H70V111H69ZM107 112H108V113H107ZM123 112H124V111H123ZM136 112H135V113H136ZM146 112H147V113H146ZM5 113H6V112H5ZM26 113H27V112H26ZM54 113H57V112H54ZM253 113H254V112H253ZM7 114H8V113H7ZM9 114H11V113H9ZM15 114H16V113H15ZM37 114H38V113H37ZM49 114H50V113H49ZM114 114H113V115H114ZM157 114H158V113H157ZM172 114H173V113H172ZM172 114H171V115H172ZM13 115H14V114H13ZM13 115H11V116H13ZM86 115H85V116H86ZM253 115H254V114H253ZM18 116H19V115H18ZM22 116H23V115H22ZM109 116H110V115H109ZM150 116H151V115L149 114V116H148V120H149V117H150ZM175 116H177V115H174V118H175ZM0 117H1V116H0ZM32 117H33V115H32ZM132 117H133V116H132ZM134 117H135V116H134ZM138 117H136V118H138ZM146 117H147V116H146ZM152 117H153V116H152ZM165 117H166V116H165ZM167 117H168V116H167ZM171 117H173V116H171ZM171 117H169V118L171 119ZM4 118H5V117H4ZM4 118H3V120H4ZM6 118H7V117H6ZM34 118H35V117H33L32 119H34ZM144 118H145V117H144ZM169 118H168V120H169ZM21 119H22V118H21ZM32 119H30V120H32ZM38 119H39V118H38ZM38 119H36L37 122H38ZM41 119H42V118H41ZM44 119H45V118H44ZM46 119H47V118H46ZM46 119H45V120H46ZM164 119H166V118H164ZM0 120H1V119H0ZM15 120H16V119H15ZM22 120H24V119H22ZM84 120H85V119H84ZM87 120H88V121H87ZM93 120H94V122L91 123V121H93ZM115 120H116V121H115ZM144 120H145V123H146V120H147V119H143V120L141 119V120H139V122L141 121V123H142V121L144 122ZM148 120H147V122H148ZM173 120H174V119H173ZM8 121H9V120H8ZM8 121L6 120L7 123H9ZM25 121H26V120H25ZM80 121H79V122H80ZM134 121H136V119H135ZM166 121H167V120H166ZM171 121H172V120H171ZM23 122H24V121H23ZM31 122H33V121H31ZM132 122H133V123H132ZM137 122H138V120H137ZM137 122H136V123H137ZM150 122H151V121H150ZM164 122H165V121H164ZM172 122H173V121H172ZM177 122H178V121H177ZM10 123H11V122H10ZM10 123H9V126H10ZM33 123L35 124V121H34ZM33 123H32V124H33ZM71 123H73V121H71ZM76 123H77V122H76ZM81 123H82V122H81ZM83 123H84V122H83ZM106 123H107V122H106ZM136 123H135V124H136ZM141 123H139V124H141ZM145 123H144V124H145ZM165 123H167V122H165ZM165 123H164V124H165ZM19 124H22V123H18V124H17L18 127H19ZM25 124H26V122H25ZM38 124H39V123H38ZM94 124H95V123H94ZM99 124H98V125H99ZM142 124H143V123H142ZM146 124H147V123H146ZM169 124L171 125L170 121H169ZM22 125H23V124H22ZM35 125H36V124H35ZM44 125H45V124H44ZM84 125H85V124H84ZM107 125H108V124H107ZM111 125H112V124H111ZM149 125H150V124H149ZM160 125H161V128H164V127H162V126H163L162 124H160ZM37 126H39V125H37ZM96 126H97V125H96ZM96 126H95V127H96ZM172 126H174V125H172ZM172 126H171V128H172ZM3 127H4V126H3ZM15 127H16V126H15ZM32 127H33V129H36V126L33 125ZM48 127H50V125H49ZM89 127H91V126H89ZM93 127H94V125H93ZM138 127H140V126H138ZM167 127H169V126L167 125ZM13 129H14V128H13ZM56 129H57V128H56ZM93 129H94L95 132L93 131V132H91V133H92L93 135H96V133H98V135H99V132H100L101 129H100L99 127H98V128H93ZM117 129H118V131H117ZM165 129H166V128H165ZM175 129H176V128H175ZM2 130H3V129H2ZM39 130H40V129H39ZM60 130H61V129H60ZM136 130L138 131V129H136ZM6 131H7V130H6ZM11 131H12V130H11ZM89 131H90V130H89ZM112 131H113V129H112ZM139 131H140V130H139ZM141 131H142V130H141ZM143 131H144V129H143ZM161 131H162V130H161ZM169 131H171V130L169 129ZM169 131H168V132H169ZM7 132H8V131H7ZM37 132H38V130H37ZM39 132H41V131H39ZM146 132H147V131H146ZM8 133H9V132H8ZM16 133H17V132H16ZM114 133H115V131H114ZM118 133H119V132H118ZM134 133H135V132H134ZM134 133H133V134H134ZM136 133H137V132H136ZM138 133H139V132H138ZM140 133H142V132H140ZM179 133H180V132H179ZM181 133H182V132H181ZM181 133H180V134H181ZM17 134H19V133H17ZM40 134H41V133H40ZM42 134H44V133L42 132ZM133 134H132V135H133ZM163 134H164V133H163ZM169 134H170V133H169ZM171 134L174 135V133H171ZM175 134H176V133H175ZM9 135H10V134H9ZM93 135H92V136H93ZM98 135H97V136H98ZM117 135L119 136V134H117ZM135 135H136V134H134V136H135ZM47 136H48V135H46L45 137H47ZM58 136H59V135H58ZM89 136H90V135H89ZM118 136H116V137H118ZM121 136H122V135H121ZM171 136H172V135H171ZM176 136H177V134H176ZM181 136H182V135H181ZM34 137H35V136H34ZM39 137H40V136L38 135V139H37V140H40ZM59 137H60V136H59ZM114 137H115V136H114ZM119 137H120V136H119ZM122 137H123V136H122ZM160 137H161V136H160ZM165 137H166V136H165ZM177 137H178V136H177ZM261 137H262V136H260V138H261ZM123 138H124V137H123ZM127 138H128V137H127ZM129 138H130V137H129ZM137 138H138V137H137ZM137 138H136V139H137ZM8 139H9V138H8ZM86 139L88 140V138H86ZM254 139H255V138H254ZM262 139H263V138H262ZM262 139H261V140H262ZM50 140H51V139H50ZM58 140H59V139H58ZM256 140H257V138H256ZM259 140H260V139H259ZM42 141H43V140H42ZM52 141H54V140H51V142H52ZM85 141H86V140H85ZM122 141H123V140H122ZM169 141H170V140H169ZM252 141H253V140H252ZM40 142H41V141H40ZM60 142H61V140H60ZM133 142H134V141H133ZM3 143H4V142H3ZM5 143H6V142H5ZM45 143H47V142H45ZM193 143H194V142H193ZM251 143H252V142H251ZM48 144H49V141H48ZM55 144H57V143H55ZM72 144H73V143H72ZM160 144H161V143H160ZM160 144L158 143V145H160ZM180 144H181V143H180ZM180 144H175V145H176V147H177V146L180 145ZM183 144H184V143H183ZM186 144H188V143H186ZM186 144H185V145H186ZM257 144H258V142H257ZM38 145H39V143H38ZM59 145H60V144H58V146H56V147H59ZM91 145L94 147V150H95V152H96L95 154L104 153L105 150H106V148H108L107 145H106L104 142H100L99 140H97L96 143H91ZM91 145H90V146H91ZM129 145H130V143H129ZM162 145L164 146L165 144H162ZM189 145H190V144H189ZM189 145H188V146H189ZM0 146H1V145H0ZM8 146L11 147V144H10V145L8 144ZM41 146H42V145H41ZM41 146H40V147H41ZM85 146H86V145H85ZM150 146H152V145H149V147H150ZM153 146H154V145H153ZM167 146H168V145H167ZM180 146H181V145H180ZM182 146H183V145H182ZM186 146H187V145H186ZM186 146H185V147H186ZM190 146H191V145H190ZM194 146H195V144H194ZM194 146H193V147H194ZM257 146H258V145H257ZM15 147H16V146H15ZM44 147H45V145L43 144V148H44ZM86 147H87V146H86ZM134 147H135V146H134ZM154 147H155V146H154ZM171 147H172V146H171ZM173 147H174V145H173ZM259 147H260V146H259ZM3 148H4V146H3ZM16 148H17V147H16ZM143 148H144V147H143ZM162 148H163V149H162ZM180 148H183V147H180ZM180 148L177 147L176 149L179 150ZM186 148H187V147H186ZM186 148H185V149H186ZM190 148H192V147H190ZM249 148H250V147H249ZM46 149H50V148L46 147ZM85 149H89V148L87 147V148H85ZM134 149H135V148H134ZM169 149L171 150V148H169ZM176 149H175V150H176ZM1 150H2V148H1ZM17 150H18V149H17ZM34 150H35V149H34ZM38 150H39V149L37 148L36 151H38ZM77 150H78V149H77ZM77 150H76V151H75V150H74V151H72V150L70 151L69 149H65V148L63 149V148H62V149H60L58 152H60V154H61V156H62V159H65L66 162L68 161V159L71 160V161H72V159H75L76 161H79V160H80V162H81V159H82V158H81V159L78 158ZM82 150H83V149H81V151H82ZM122 150H124V149H122ZM173 150H174V149H173ZM183 150H184V149H182V151H183ZM192 150H193V149H192ZM12 151H13V150H12ZM15 151H16V150H15ZM30 151H32V150H30ZM41 151L44 152V150H41ZM48 151H49V150H48ZM54 151H55V149H54ZM131 151H132V150H131ZM184 151L187 152V150H184ZM23 152H24V150H23ZM23 152H22V153H23ZM27 152H28V151H27ZM27 152L24 153V154H25V155H24V160H25V158H26L27 162H29V160H31L32 164L29 162L30 165L39 164V159H41V156H40V155H39V156H36V158H38V160L35 159V155H36L38 152L35 153V151H34V153H35L34 155L31 153L32 156H33V157L31 156L32 158H31V157L29 158L28 155H30V154H29L30 152H28V154H27ZM51 152H53V151L51 150ZM79 152H80V150H79ZM106 152H107V151H106ZM149 152H150L149 154L147 153L148 156H149L151 153H152V155L156 156L157 158H158V156H160V155L163 156L162 158H164V161H163L164 163L168 162V159H169V158H168V153L170 152V153L172 154V151H169V150L167 151V149H165V147H161V146H160V148H158V149H156V150H153V148H151V151H149ZM174 152H175V151H174ZM180 152H181V151H180ZM190 152H191V151H190ZM249 152L252 153L251 151H249ZM0 153H3V152H0ZM6 153H8V152H6ZM53 153H54V152H53ZM84 153H86L88 156H90V155L88 154L87 151L84 152ZM121 153H122V151H121ZM123 153H125V152L123 151ZM123 153H122V154H123ZM129 153H130V152H129ZM175 153H176V152H175ZM8 154H9V153H8ZM41 154H42V153H41ZM48 154H49V153H48ZM86 154H83V153H82L81 155H86ZM177 154H179V152H178ZM177 154H176V155H177ZM245 154H246V153H245ZM4 155H5V154H4ZM9 155H11V153H10ZM15 155H16V154H15ZM42 155H43V154H42ZM50 155H52V154H50ZM79 155H80V154H79ZM120 155H121V154H120ZM142 155H143V154H142ZM144 155H146V154H144ZM157 155H158V156H157ZM173 155H174V153H173ZM246 155H247V154H246ZM46 156H47V155H46ZM148 156H147V157H148ZM150 156H151V155H150ZM154 156H153V157H154ZM42 157H43V156H42ZM85 157H86V156H85ZM96 157H97V156H96ZM126 157H127V156H126ZM126 157H125V159L122 158L125 162H126V159H127V161H128V158H126ZM143 157H144V156H143ZM143 157H142V159H143ZM156 157H155L154 160H156ZM172 157H173V156H172ZM5 158H7V157H5ZM8 158H9V157H8ZM19 158H20V157H19L18 154H17V159H19ZM47 158H48V157H47ZM52 158H53V157H52ZM54 158H55V157H54ZM58 158H59V157H58ZM151 158H152V156H151ZM167 158H168V159H167ZM170 158H171V157H170ZM11 159H13V156H11ZM77 159H78V160H77ZM89 159H90V158H89ZM122 159H119V160H122ZM136 159H137V158H136ZM140 159H141V158H140ZM142 159H141V161H142ZM197 159H198V158H197ZM197 159H196V160H197ZM22 160H23V159H22ZM90 160H91V159H90ZM138 160H139V159H138ZM147 160H148V159H147ZM161 160H162V159H159L158 161H160L161 163H163ZM13 161H14V160H13ZM19 161H20V160H19ZM76 161H74V162H76ZM83 161H84V160H83ZM85 161H86V160H85ZM124 161H123V163H124ZM145 161H146V160H145ZM145 161H144V164H145ZM148 161H149V160H148ZM148 161H147V162H148ZM7 162H8V161H7ZM14 162H15V161H14ZM20 162H21V161H20ZM22 162H23V161H22ZM41 162H42V161H40L39 166H40V165L43 166L44 164H46V163L43 164V163H41ZM80 162H79V163H80ZM139 162H140V161H139ZM151 162H152V161H151ZM160 162H159V163H160ZM170 162H171V161H170ZM9 163H10V165L13 164V163H11V162H9ZM119 163H120V161H119ZM119 163H118V164H119ZM126 163H129V162H126ZM164 163H163V164H164ZM17 164H18V163H17ZM17 164H14V165H17ZM21 164H22V163H21ZM50 164H51V163H50ZM58 164H59V163H58ZM74 164H75V163H74ZM77 164H78V163H77ZM80 164H81V163H80ZM116 164H117V163H116ZM136 164H137V163H136ZM141 164H143V163H141ZM171 164H172V163H171ZM10 165H9V166H10ZM27 165H28V163H27ZM55 165H56V164H55ZM120 165H121V164H120ZM124 165L126 166V170H127V168H128L127 164H124ZM124 165H123V166H124ZM130 165H131V164H130ZM137 165H138V164H137ZM152 165H153V164H152ZM152 165H150V168H151ZM9 166H8V167H9ZM42 166H40V167H42ZM53 166H54V165H53ZM68 166H69V165H68ZM86 166H87V165H86ZM123 166H120L121 168H120L119 166H118V167H119L120 169H122V168H124ZM134 166H135V165H134ZM134 166H132L134 169H133V170L131 169V170L133 171V172H132V176H133V174H135L134 171H135V172H138V171H139L138 169H137V171H136L135 169L138 168V167L135 166V167H136V168H135ZM138 166H139V165H138ZM140 166H141V165H140ZM144 166H145V167H148V164H147V165H144ZM144 166H143V167H144ZM16 167H17V166H16ZM26 167H27V166H26ZM31 167H32V166H31ZM40 167H38V168H40ZM61 167H62V166H61ZM132 167H131V168H132ZM171 167H172V166H171ZM173 167H174V166H173ZM173 167H172V168H173ZM185 167H186V166H185ZM10 168H11V167H10ZM10 168H9V169H10ZM38 168L36 167V169H38ZM119 168H116L115 171L118 172V171H119ZM141 168H142V167H140L139 169H141ZM7 169H8V168H7ZM13 169H14V167H13L12 169H10V170H12V171L16 170V169H14V170H13ZM36 169H34V170L36 171ZM41 169H42V168H41ZM43 169L45 170L46 168H43ZM47 169H48V168H47ZM62 169H63V168H62ZM72 169H73V167H72ZM112 169H113V168H112ZM112 169H111V170H112ZM152 169H154V166H152ZM162 169H163V168H161V173L163 172L165 175H163V176L160 175V174H161V173H160V170H158V172H159V173H158V176H157V175H154V178H151L153 184H154V182H155V177H156V176H157L156 179H157L158 177H159L158 179H162V178L164 177L165 181H166L167 178L169 179V176H170V179H171V174H170L171 170H169V166H168V165H165V167H164L165 171H167V173L170 174L169 176L166 175L167 173H166L164 170H162ZM173 169H174V168H173ZM180 169H181V168H180ZM17 170H18V169H17ZM34 170H33V172H35ZM58 170H59V169H58ZM154 170H155V169H154ZM183 170H184V169H183ZM188 170H189V169H188ZM19 171H20V170H19ZM56 171H57V170H56ZM77 171H78V170H77ZM123 171H124V170H123ZM143 171H144V170H143ZM175 171H176V169H174V172H175ZM181 171H182V170H181ZM9 172H10V171H9ZM41 172H42V171H41ZM41 172H40V175L43 176V175L41 174ZM49 172H50V174H51V176H52V175H53V174H52L53 172H52V173H51V171H49ZM60 172H62V171H60ZM127 172L131 173L130 170H127ZM147 172H149L150 174H152V173L154 174V171L151 173L149 169H148ZM172 172H173V171H172ZM177 172H178V171H177ZM177 172H176V175H175V173H172V176L175 175V178H176V179H178V178L181 176L180 174H179L180 176H178V175H177V174H178ZM3 173H4V172H3ZM5 173H6V171H5ZM36 173H37V172H36ZM57 173H59V172L57 171ZM115 173H116V172H115ZM115 173H114V174H115ZM123 173H124V172H122L121 174H123ZM125 173H126V172H125ZM140 173H141V172L139 171V175H142V174H140ZM182 173H184L185 175H188V174H186V172H182ZM187 173H188V172H187ZM7 174H8V173H7ZM30 174H31V173H30ZM33 174H34V173H32V175H33ZM38 174H39V173H38ZM38 174H34V175H35V179L37 178L36 176H37ZM54 174H55V172H54ZM121 174H120V175H121ZM143 174H144V173H143ZM153 174H152V177H153ZM28 175H29V174H28ZM34 175H33V176H34ZM40 175H39V176H40ZM76 175H78V173H77ZM115 175H116V174H115ZM118 175H119V172H118ZM120 175H119V176H120ZM127 175H128V173L126 174V176H127ZM147 175H148V173H147ZM4 176H5V175H4ZM7 176H8V175H7ZM29 176H30V175H29ZM33 176H31V177L33 178ZM48 176H49V174H48ZM57 176H59V175L57 174ZM116 176H117V175H116ZM126 176L124 175L125 178H126ZM149 176H150V175H149ZM160 176H161L162 178H161ZM167 176H168V177H167ZM177 176H178V177H177ZM188 176H189V175H188ZM31 177H30V178H31ZM77 177H78V176H77ZM83 177H85V176H83ZM83 177H82V178H83ZM88 177L90 178V176H88ZM130 177H131V176H130ZM130 177H129V178H130ZM147 177H148V176H147ZM185 177H186V176H185ZM195 177H196V176H195ZM3 178H5V177H3ZM7 178H8V177H7ZM46 178H47V177H46ZM86 178H87V177H86ZM131 178H133V177H131ZM134 178H135V177H134ZM137 178H139L138 175H137L136 179H137ZM181 178H184V176L181 177ZM188 178H189V181L194 180L193 177H188ZM56 179H57V178H56ZM60 179H61V177H60ZM116 179H117V178H116ZM119 179H120V177H119ZM123 179H124V178H123ZM126 179H127V178H126ZM139 179H140V178H139ZM146 179H147V178H146ZM146 179H143V177H142L141 180H142V182L145 180L144 183L146 184V182H147ZM148 179H150V177H149ZM151 179H150V181H151ZM164 179H162V182L164 181ZM170 179H169V180H170ZM72 180H73V179H72ZM79 180H80V179H79ZM86 180H87V179H86ZM133 180H134V179H133ZM181 180H182V182H185V183H186V184H185V183H181L182 185H184V184L187 185V183H188V186H189V184L192 185L193 182H194V181H191V183H192V184H191L190 182L185 181L186 179H185V180L181 179ZM187 180H188V179H187ZM197 180H198V179H197ZM207 180H209V179H207ZM220 180H222V179H220ZM26 181H28V180H26ZM33 181H34V179H33ZM33 181H31V182L33 183ZM46 181H47V180H46ZM49 181H50V180H48V183H49ZM60 181H61V180H60ZM60 181H59V182H60ZM64 181H65V180H64ZM70 181H71V180H70ZM92 181H93V180H91V182H92ZM111 181H112V180H111ZM116 181H117V180H116ZM123 181H124V180H123ZM131 181H132V180H131ZM136 181L138 182L139 180H138V179L135 180L134 183H135ZM157 181H159V182H157ZM157 181H156L155 183H158V184H157L158 186L161 185V184H159V183H160V180H157ZM165 181H164V182H165ZM167 181H168V180H167ZM171 181H173V180H171ZM179 181H180V179H179ZM16 182H17V180H16ZM24 182H25V181H24ZM119 182H121V183L118 184V186H119L118 188H120V187H121L120 185L123 184L122 181H119V180H118L117 183H119ZM126 182H127V180L124 181V184H125ZM132 182H133V181H132ZM148 182H149V181H148ZM148 182H147V183H148ZM162 182H161V183H162ZM180 182H181V181H180ZM203 182H204V181H203ZM205 182H206V181H205ZM205 182H204V183H205ZM26 183H27V182H26ZM32 183H30V181H29V184H32ZM34 183H35V182H34ZM56 183H57V182H56ZM68 183H69V182H68ZM86 183H87V182H86ZM134 183H133V185H134ZM140 183H141V182H140ZM140 183H138V184H140ZM144 183H143V184H144ZM167 183H169V181H168ZM167 183H166L165 185L162 184L163 186H165V187H163V189H164V188H167V187H166ZM199 183H200V180H199ZM220 183H221V181H220ZM35 184H36V183H35ZM37 184H38V183H37ZM51 184H52V183H51ZM70 184H71V182H70ZM110 184H112V182H111ZM124 184H123V185H124ZM130 184H131V183H130ZM130 184H129V185H130ZM148 184H149V183H148ZM194 184H195V185L197 184L196 181H195ZM202 184H203V183H202ZM226 184H227V183H226ZM27 185H28V184H27ZM33 185H34V184H32V186H31V187L29 186V187H30V188L33 187V189H34L35 185H34V186H33ZM74 185H75V184H74ZM76 185H77V183H76ZM89 185H90V183H89ZM129 185H128V186H129ZM133 185H131V186L133 187ZM136 185H137V184H136ZM157 185H156V186H157ZM178 185H179V184H178ZM198 185H199V184H198ZM200 185H201V184H200ZM222 185H223V183H222ZM19 186H20V185H19ZM36 186H37V185H36ZM50 186H53V185H50ZM69 186H70V185H69ZM81 186H82V185H81ZM90 186H92V185H90ZM141 186H142V185H141ZM145 186H146V185H145ZM156 186H154V188H155ZM168 186H169V185H168ZM176 186H177V185H176ZM176 186H174V188H175ZM188 186H184V187H188ZM202 186H203V185H202ZM205 186H206V188H205V187H204V188L207 189V192H208V194H209V195H208V205L211 206V207H213V206H215V205H219L220 202L217 200V197H218V196H217V191H216L215 188L213 187V184H212L211 182L207 181V183H206ZM224 186H226V185H224ZM26 187H27V186H26ZM67 187H68V186H67ZM126 187H127V186H126ZM134 187H135V185H134ZM142 187H143V186H142ZM160 187H161V186H160ZM170 187H171V183H170V186H169L168 188H170ZM178 187H179V186H178ZM178 187H177V188H178ZM180 187H181V186H180ZM180 187H179V188H180ZM184 187L182 186V187H181V191H179V192H177V191H176L177 189H176L175 192H174L173 194H171V195H168V197L165 196L164 194H163L164 196L161 195V194H157V193L155 192L156 190H155V191H153V189H152V190H149L148 187H147L148 189H147V188H146V189H143V188H144V187H143L142 190H141V187H140V189H138L139 187H138V188L136 187L137 190H135V189H134V190H135V192H136V191H137V192L134 193V194L132 195V196L134 197V198H132V201H134V204H133L132 206H129V204H128L129 202H128V203H125V202H124V200H125L124 197H126V195H124L125 192L123 191V190H124V189H123L124 186H123V188H122L123 190L120 188V191H119L120 195L118 196V199H117L118 202H116V203H119L118 205L121 206V207H123L124 210H125V213L127 214V220L124 221L125 223H128V224L130 223V224H132V223L136 222V223H139V224L143 225V227H144V228L142 227L143 230L146 231V230L149 229V230L154 231L156 228H160V227H162V228H166L167 226L171 225V222L173 221L174 217H177V214H176V213L179 212V208L185 210L183 207H180V206H181V200L183 201V200L185 199V198H184V197H185V196H184L185 193L183 194V192H182V189L184 190ZM190 187H191V186H190ZM15 188H16V187H15ZM47 188H48V187H47ZM50 188H51V187H50ZM55 188H56V187H55ZM55 188H54V189H55ZM69 188H70V187H69ZM88 188H90V187H88ZM99 188H100V187H99ZM127 188H128V187H127ZM130 188H131V187H129V189H130ZM150 188H151V187H150ZM152 188H153V187H152ZM171 188H172V187H171ZM54 189H53V190H54ZM65 189H66V188H65ZM76 189H78V188H76ZM86 189H87V188H86ZM129 189H128V190L126 189L127 192L129 191ZM163 189H161V190H163ZM188 189H189V188H188ZM190 189H191V188H190ZM23 190H24V189H23ZM27 190L29 191L28 187H27ZM30 190H31V189H30ZM89 190H91V189H89ZM92 190H93V189H92ZM132 190H133V189H132ZM132 190L130 191V194H131ZM164 190H166V189H164ZM32 191H33V190H32ZM65 191H66V190H65ZM74 191H75V190H74ZM84 191H85V190H84ZM84 191H83V192H84ZM86 191H87V190H86ZM173 191H174V190H173ZM186 191H187V188H186ZM189 191L191 192V190H189ZM63 192H64V191H63ZM95 192H96V191H95ZM170 192H171V191H170ZM184 192H185V190H184ZM190 192H189V193H190ZM19 193H20V192H19ZM33 193H34V192H33ZM38 193H39V192H38ZM71 193H72V192H71ZM86 193H87V192H86ZM128 193H129V192H128ZM164 193H165V192H164ZM24 194H25V193H24ZM28 194H29V193H28ZM39 194H40V193H39ZM53 194H54V192H53ZM78 194H79V192H78ZM91 194H92V193H91ZM125 194H126V193H125ZM206 194H207V193H206ZM19 195H20V194H19ZM26 195H27V194H26ZM31 195H33V194H31ZM35 195L38 197V194H35ZM66 195H67V193H66ZM73 195H74V194H73ZM83 195H85V194H83ZM89 195H90V194H89ZM186 195H187V193H186ZM68 196H71V195L69 194ZM86 196H87V195H86ZM90 196H91V195H90ZM127 196H128V197H129V196L131 197V195H129V194H127ZM182 196H183V199H182ZM18 197H19V196H18ZM18 197H17V198H18ZM22 197H24V196H22ZM31 197H32V196H31ZM39 197H40V196H39ZM51 197H53V196H51ZM71 197H72V196H71ZM74 197H75V196H74ZM106 197H107V196H106ZM186 197H187V196H186ZM14 198H15V197H14ZM27 198L29 199V197H27ZM34 198H35V197H34ZM40 198H41V201L44 200V199H42V197H40ZM68 198H69V197H68ZM114 198H115V197H114ZM126 198H127V197H126ZM20 199H21V198H20ZM38 199H39V198H38ZM45 199H46V198H45ZM47 199L50 200V197L47 198ZM54 199H55V198H54ZM71 199H73V198H71ZM128 199H130V198H128ZM180 199H181V200H180ZM36 200H37V199H36ZM60 200H61V199H60ZM60 200H59V201H60ZM77 200H78V197H77ZM77 200H76V201H77ZM86 200H87V199H86ZM89 200H90V199H89ZM126 200H127V199H126ZM130 200H131V199H130ZM31 201H33V200H31ZM41 201H39V202H40V203H43V202H41ZM55 201H57V200H55ZM59 201H58L57 203H59ZM62 201H63V200H62ZM67 201H68V199H67ZM72 201H73V200H72ZM119 201H120V202H119ZM34 202H35V201H34ZM48 202H49V201H48ZM48 202H47V203H48ZM73 202H75V201H73ZM86 202H87V201H86ZM91 202H93V201H91ZM104 202H105V201H104ZM187 202H188V201H187ZM187 202H184V201H183V203H185V205L187 204ZM191 202H193V201H191ZM191 202L189 203V205H192ZM10 203H11V202H10ZM26 203H27V202H26ZM45 203H46V201H45ZM45 203H44L43 205H45ZM47 203H46V204H47ZM57 203H54V204L56 205ZM61 203H64V202H61ZM102 203H103V201H102ZM130 203H131V202H130ZM132 203H133V202H132ZM183 203H182V204H183ZM197 203H198V202H197ZM50 204H51V206H52L53 202H51ZM74 204H75V203H74ZM74 204H73V206L75 207V209H78V208H76V206H75ZM88 204H90V203L88 202ZM94 204H95V203H94ZM94 204H93V205H94ZM104 204H105V203H104ZM108 204H109V203H108ZM111 204H112V203H111ZM127 204H128V205H127ZM47 205H49V203H48ZM47 205H46V206H47ZM61 205H63V204H61ZM76 205H77V203H76ZM90 205H91V204H90ZM105 205H107V203H106ZM185 205H184V206H185ZM187 205H188V204H187ZM5 206H6V205H5ZM46 206H42V208H43V207L46 208ZM57 206H58V205H57ZM77 206H78V205H77ZM84 206H85V205H84ZM91 206H92V205H91ZM103 206H104V205H103ZM193 206H194V205H193ZM193 206H192V207H193ZM10 207H11V206H10ZM13 207H14V205H13ZM20 207H21V206H20ZM48 207H49V206H48ZM55 207H56V206H55ZM58 207H59V206H58ZM63 207H64V205H63ZM87 207H88V206H87ZM121 207H118V208L120 209ZM186 207H187V206H186ZM186 207H185V208H186ZM18 208H19V207H18ZM18 208H16V209H17V211L20 212V210H18ZM21 208H22V207H21ZM21 208H20V209H21ZM25 208H26V207H25ZM34 208H35V207H34ZM52 208H54V207H51V210H52ZM64 208H65V207H64ZM79 208H81V207H79ZM100 208H101V207H100ZM107 208H108V206H107ZM22 209L25 210L24 208H22ZM29 209H31V208H29ZM29 209H27V210H29ZM37 209H38V208H37ZM56 209H57V208H56ZM59 209H60V208H59ZM61 209H62V208H61ZM68 209H69V212L71 213L72 210H71L70 208H68ZM82 209H83V208H82ZM187 209H189V207H188ZM197 209H199V208H197ZM14 210H15V209H14ZM49 210H50V209H49ZM85 210H86V209H85ZM101 210H102V209H100V211H101ZM105 210H107V209H105ZM201 210H202V209H201ZM213 210H214V209H213ZM17 211H16V212H17ZM30 211H31V210H30ZM34 211H35V210H34ZM38 211H39V210H38ZM42 211H43V210H42ZM46 211H47V210H46ZM52 211H54V210H52ZM58 211H59V210H58ZM195 211H196V210H195ZM14 212H15V211H14ZM14 212H12V213H14ZM19 212H18V213H19ZM36 212H37V211H36ZM63 212H64V211H63ZM69 212H68V213H69ZM83 212H84V211H83ZM103 212H104V211H102V213H103ZM180 212H182V211H180ZM196 212H197V211H196ZM196 212H194V213H196ZM198 212H200V211H198ZM32 213H33V212H32ZM32 213H31V214H32ZM61 213H62V211H61ZM64 213H65V212H64ZM72 213H73V212H72ZM104 213H105V212H104ZM121 213H122V212H121ZM123 213H124V212H123ZM125 213H124V214H125ZM20 214H21V213H20ZM26 214H27V213H26ZM28 214H29V213H28ZM31 214H30L29 216H31ZM42 214H43V213H42ZM45 214H46V213H45ZM58 214H59V212H58ZM66 214H67V213H66ZM106 214H107V213H106ZM175 214H176V215H175ZM181 214H182V213H180L179 215H181ZM184 214H186V213H184ZM37 215H38V214H37ZM37 215H36V217H38ZM39 215H40V214H39ZM48 215H49V214H48ZM64 215H65V214H64ZM102 215H103V214H102ZM174 215H175V216H174ZM190 215H191V214H190ZM211 215H212V214H211ZM13 216L15 217V215H13ZM17 216H18V215H17ZM33 216H35V215L33 214ZM49 216H51V215H49ZM56 216H57V214H56ZM65 216H67V215H65ZM72 216H73V215H72ZM99 216H100V214H99ZM105 216H106V215H105ZM214 216H215V215H214ZM14 217H12V219H14ZM19 217H20V216H19ZM23 217H24V216H23ZM25 217H26V216H25ZM25 217H24V218H25ZM31 217H32V216H31ZM31 217H30V219H31ZM57 217H58V216H57ZM62 217H64V216H62ZM70 217H71V215H70ZM102 217H103V216H102ZM116 217H117V216H116ZM188 217H189V216H188ZM207 217L209 218V216H207ZM212 217H213V215H212ZM251 217H253V216H251ZM261 217H262V216H261ZM27 218H29V217H27ZM34 218H35V217H34ZM38 218H39V217H38ZM42 218H43V217H42ZM52 218H53V217H52ZM98 218H100V217H98ZM184 218H185V217H184ZM186 218H187V217H186ZM213 218H214V217H213ZM3 219H4V218H3ZM3 219H2V220H3ZM53 219H54V218H53ZM63 219H64V218H63ZM116 219H117V218H116ZM124 219H125V218H124ZM180 219L184 220L183 217H181ZM187 219H188V218H187ZM210 219H211V216H210ZM217 219H218V218H217ZM261 219H262V218H261ZM4 220H5V219H4ZM23 220H24V219H23ZM41 220H42V219H41ZM55 220H56V219H55ZM55 220H54V221H55ZM59 220H60V219H59ZM95 220H98V219H95ZM112 220H113V219H112ZM182 220H181V221H182ZM185 220H186V219H185ZM185 220H184V221H185ZM188 220H189V219H188ZM212 220H213V219H212ZM215 220H216V219H215ZM226 220H228V218H227ZM247 220H248V219H247ZM16 221H17V220H16ZM20 221H21V220H20ZM60 221H62V218H61ZM113 221H114V220H113ZM181 221H180V222H181ZM210 221H211V220H210ZM216 221H217V220H216ZM241 221H244V220H242V218H241ZM4 222H5V221H4ZM25 222H26V221H25ZM56 222H57V221H56ZM99 222H100V220H99ZM174 222H175V221H174ZM174 222H173V223H174ZM180 222L178 221V222H175V223H176V224H178V223L180 224ZM186 222H187V221H186ZM234 222H236V220H235ZM253 222H254V221H253ZM6 223H7V222H6ZM28 223H29V222H28ZM64 223H65V221H64ZM173 223H172V224H173ZM214 223H215V222H214ZM3 224H4V223H3ZM19 224H20V223H19ZM59 224H60V223H59ZM83 224H84V223H83ZM102 224H103V223H102ZM110 224H111V223H110ZM186 224H187V223H186ZM209 224H211V223H209ZM209 224L206 225V226H207L206 228H210V227H212V226H210ZM218 224H219V223H218ZM222 224H223V223H222ZM225 224H227V222H226ZM240 224H242V223H240ZM0 225H1V222H0ZM21 225H22V224H21ZM25 225H26V224H25ZM100 225H101V224H100ZM184 225H185V224H184ZM108 226H109V225H108ZM138 226H139V225H138ZM177 226H178V225H177ZM180 226H181V227H176V225H175V227H176L177 229H179V228L181 229V228L183 227L182 224H180ZM220 226H221V225H220ZM224 226H225V225H224ZM231 226H232V225H231ZM1 227L3 228L2 225H1ZM57 227L59 228L58 225H57ZM72 227H73V226H72ZM204 227H205V226H203V228H204ZM217 227H218V226H217ZM222 227H223V226H222ZM237 227H238V226H237ZM7 228L9 229L10 227L8 226ZM73 228H74V227H73ZM84 228L86 229V227H84ZM96 228H97V227H96ZM98 228H99V227H98ZM112 228H113V227H111V229H112ZM138 228H140V226H139ZM212 228H213V227H212ZM214 228H215V227H214ZM229 228H231V227H229ZM4 229H5V227H4ZM8 229H7V230H8ZM85 229H84V230H85ZM187 229H188V228H187L186 225H185L184 228L181 230V231H183L184 234L181 233L180 235H181V237L184 235L183 237H185V238L188 236L187 239H189V235H187V234L189 233V232H188L189 229H188V230H187ZM232 229H233V228H232ZM240 229H241V228H240ZM243 229H244V227H243ZM252 229H254V228H252ZM258 229H259V228H258ZM0 230L2 231V229H0ZM7 230H4V231L7 232ZM56 230H57V229H56ZM61 230L64 231V230H66V229L61 228ZM61 230H60V231H61ZM68 230H69V229H68ZM72 230H73V229H72ZM75 230H77V229H75ZM201 230H202V227H201ZM204 230H205V229H204ZM213 230H214V229H213ZM227 230H228V229H227ZM227 230H226V231H227ZM230 230H231V229H230ZM254 230H255V229H254ZM69 231H71V229H70ZM85 231H86V230H85ZM93 231H94V230H93ZM111 231H112V230H111ZM206 231H207V229H206ZM209 231H212V229L210 228ZM257 231H258V230H257ZM88 232H89V231H88ZM229 232H230V231H229ZM229 232H228V233H229ZM231 232H232V231H231ZM231 232H230V233H231ZM237 232H238V231H237ZM250 232H251V231H250ZM254 232H255V231H254ZM259 232H260V231H259ZM7 233H8V232H7ZM103 233H104V232H103ZM198 233H199V232H198ZM214 233H216V228H215ZM221 233H222V232H221ZM221 233H220V234H221ZM233 233H234V232H233ZM244 233H245V232H244ZM260 233H261V232H260ZM50 234H52V233H50ZM50 234H49V235H50ZM83 234H84V233H83ZM212 234H213V233H212ZM212 234H211V235H212ZM223 234H224V233H223ZM239 234H240V233H239ZM241 234H242V233H241ZM251 234H252V233H251ZM52 235H53V234H52ZM114 235H115V234H114ZM128 235H129V234H128ZM130 235H131V234H130ZM201 235H202V234H201ZM216 235H217V233H216ZM243 235H244V234H243ZM243 235H242V237H244ZM50 236H51V235H50ZM81 236H82V233H81ZM87 236H89V235H87ZM93 236H94V235H93ZM196 236H197V235H196ZM226 236H228V235H225L224 238H225ZM247 236H248V235H247ZM51 237H52V236H51ZM53 237H55V236H53ZM58 237H59V236H58ZM58 237H57V239H58ZM104 237H106V236H103L102 241L104 240ZM116 237H118V236H116ZM183 237H182V238H183ZM197 237H198V236H197ZM199 237H202V236H199ZM204 237H205V236H204ZM229 237H230V236H229ZM262 237H263V235H262ZM47 238H50V237H47ZM59 238H60V237H59ZM94 238H95V236H94ZM101 238H102V237H101ZM106 238H107V237H106ZM120 238H121V237H120ZM182 238H181V239H182ZM206 238H207V237H206ZM214 238H215V237H214ZM216 238H217V236H216ZM233 238H234V237H233ZM70 239H71V237H70ZM170 239H171V238H170ZM183 239H184V238H183ZM183 239H182L183 243H184V244H187V243L184 242L185 239H184V240H183ZM247 239H249V238H247ZM59 240H60V239H59ZM63 240H64V239H63ZM177 240H179V239H177ZM230 240H231V239H230ZM232 240L234 241V239H232ZM232 240H231V241H232ZM249 240H250V239H249ZM100 241H101V240H100ZM164 241H165V239H164ZM168 241H169V239H168ZM185 241H186V240H185ZM188 241H189V240H187L186 242H188ZM238 241H239V239H238ZM50 242H51V241H50ZM52 242H53V241H52ZM52 242H51V245H52ZM61 242H62V241H60L59 243H61ZM77 242H78V241H77ZM103 242H104V244H107V243H105V242H106V239H105V241H103ZM119 242H120V241H119ZM153 242H155V241H153ZM153 242H152V243H153ZM157 242H158V241H157ZM169 242H171V240H170ZM169 242H167V243L165 242L166 244H165V243H164V244L167 245ZM175 242H176V241H175ZM178 242H179V241H178ZM242 242H243V241H242ZM242 242H241V243H242ZM251 242H252V241H251ZM263 242H264V241H263ZM47 243H48V242H47ZM64 243H65V242H64ZM189 243H190V242H189ZM236 243H237V242H236ZM245 243H246V242H245ZM255 243H256V242H255ZM255 243H254V244H255ZM43 244H44V243H43ZM67 244H68V243H67ZM119 244H122V243H119ZM156 244H157V243H156ZM181 244H182V243H181ZM225 244H226V242L224 243L223 246H225ZM229 244H230V243H229ZM229 244H228V245L226 244V249H225L224 252H226L225 255H226L227 253H229V254L232 256V255L236 252V249H239L240 246H238L239 248H236V247H235L236 249H235V251H234V247L231 246V245H229ZM234 244H235V243H234ZM234 244H233V245H234ZM45 245H46V244H45ZM49 245H50V244H49ZM63 245H64V244H63ZM77 245H78V244H77ZM144 245H145V244H144ZM152 245H154V244H152ZM152 245H151V246H152ZM158 245H159V244H158ZM158 245H156L157 248H158V249L161 248V247H158ZM162 245H163V244H162ZM169 245H170V244H169ZM190 245H191V244H190ZM221 245H222V243H221ZM238 245H241V244L238 243ZM43 246H44V245H43ZM47 246H48V245H47ZM54 246H55V245H54ZM68 246H69V245H68ZM184 246H185V245H184ZM186 246H187V245H186ZM188 246H189V244H188ZM188 246H187V247H188ZM241 246H245V244H244V245H241ZM76 247H77V246H76ZM164 247H165V246H164ZM192 247H193V246H192ZM192 247H191V248H192ZM194 247H195V246H194ZM46 248H47V247H46ZM49 248H50V247H49ZM119 248H120V247H119ZM134 248H135V247H134ZM147 248H148V247H147ZM154 248H156V247H154ZM157 248H156V249H157ZM211 248H212V247H211ZM219 248H220V247H219ZM221 248H222V247H221ZM245 248H246V247H245ZM256 248H257V247H256ZM262 248H263V250H264V247H262ZM64 249H65V248H64ZM151 249H152V248H151ZM161 249H162V248H161ZM188 249H189V248H188ZM192 249H193V248H192ZM198 249H199V248H198ZM242 249H243V248H242ZM258 249H260V246H259ZM65 250H66V249H65ZM68 250H69V249H68ZM112 250L114 251V249H112ZM134 250H135V249H134ZM152 250H154V249H152ZM199 250H200V249H199ZM204 250H205V249H204ZM222 250H224V249H222ZM50 251H51V250H50ZM66 251H67V250H66ZM104 251H105V250H104ZM109 251H110V250H109ZM116 251H117V250H116ZM190 251H191V250H190ZM200 251H201V250H200ZM205 251H206V250H205ZM220 251H221V250H220ZM239 251H240V250H239ZM256 251H258V250H256ZM48 252H49V251H48ZM54 252H55V251H54ZM56 252H57V251H56ZM114 252H115V251H114ZM114 252H112V253H114ZM132 252H133V251H132ZM136 252H137V251H135L134 254H136ZM240 252H241V251H240ZM259 252H260V251H259ZM57 253H58V252H57ZM65 253H66V252H65ZM252 253H253V252H252ZM255 253H256V252H255ZM262 253H263V252H262ZM58 254H59V253H58ZM132 254H133V253H132ZM162 254H165V253H162ZM190 254H191V253H190ZM203 254H205V253H203ZM236 254H237V253H236ZM249 254H250V253H249ZM249 254H248V255H249ZM256 254H258V253H256ZM260 254H261V253H260ZM63 255H64V254H63ZM63 255H61V256H63ZM77 255H78V253H77ZM192 255H193V254H192ZM241 255H242V254H241ZM254 255H255V254L253 253V256H254ZM59 256H60V255H59ZM205 256H207L206 258L209 259L208 257L210 256V254L207 253V254H205ZM234 256H235V255H233V257H234ZM258 256H259V255H258ZM76 257H77V256H76ZM76 257H75V258H76ZM79 257H80V256H79ZM168 257H169V256H168ZM168 257H167V258H168ZM179 257H180V256H179ZM195 257H196V255H195ZM203 257H204V256H203ZM237 257H238V256H237ZM244 257H245V256H244ZM250 257H251V256H250ZM250 257H249V258H250ZM256 257H257V256H256ZM49 258H50V257H48L47 259H49ZM56 258H57V257H56ZM72 258H73V257H72ZM162 258H163V257H162ZM162 258H161V259H162ZM172 258L174 259L175 257H172ZM210 258H212V257H210ZM226 258H229L228 255H227ZM231 258H232V257H231ZM231 258H230V259H231ZM43 259H44V258H43ZM64 259H65V258H64ZM68 259H69V258H68ZM196 259H197V258H196ZM203 259H204V258H203ZM212 259H213V258H212ZM239 259H241V258H239ZM243 259H244V258H243ZM245 259H246V258H245ZM51 260H52V259H51ZM163 260H164V259H163ZM174 260H175V259H174ZM176 260H177V259H176ZM176 260H175L174 262H176ZM188 260H189V259H188ZM204 260H205V259H204ZM210 260H211V259H210ZM232 260H233V259H232ZM250 260H251V259H250ZM252 260H253V259H252ZM260 260H262V259H260ZM57 261H61V260H60V259H59V260L57 259ZM76 261H77V260H76ZM150 261L152 262V260H150ZM164 261H165V260H164ZM200 261H202V259H201ZM247 261H248V259H247ZM46 262H47V260H46ZM177 262H181V260H180V261H177ZM182 262H183V263L185 262V260H183V258H182ZM191 262H192V261H191ZM194 262H195V261H193L192 263H194ZM203 262H204V261H203ZM203 262H202V263L199 262V263H200V264H203ZM207 262H209V261H207ZM260 262H261V261H260ZM47 263H48V262H47ZM49 263H51L50 260H49ZM165 263H166V262H165ZM165 263H164V264H165ZM183 263H182V264H183ZM186 263H189V262H186ZM186 263H184V264H186ZM192 263H191V264H192ZM205 263H206V260H205ZM214 263H215V262H214ZM233 263H235V262H233ZM249 263H251V262H249ZM57 264H58V263H57ZM67 264H68V263H67ZM73 264H74V263H73ZM142 264H143V263H142ZM161 264H162V263H161ZM166 264H167V263H166ZM189 264H190V263H189ZM194 264H195V263H194ZM196 264H197V262H196ZM206 264H207V263H206ZM210 264H212V263H210ZM252 264H255V263H252ZM261 264H262V263H261Z\"/></svg>", "mask_w": 264, "mask_h": 264}]
</instances>
